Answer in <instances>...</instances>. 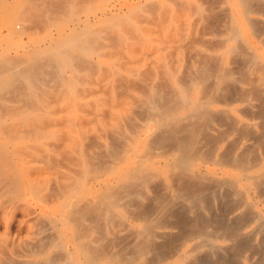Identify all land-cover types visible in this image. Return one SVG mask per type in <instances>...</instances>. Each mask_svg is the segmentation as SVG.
<instances>
[{"label":"bare ground","instance_id":"obj_1","mask_svg":"<svg viewBox=\"0 0 264 264\" xmlns=\"http://www.w3.org/2000/svg\"><path fill=\"white\" fill-rule=\"evenodd\" d=\"M58 1H59V4L57 3ZM58 1H56L57 6L55 5V3H53L52 6H56V7L53 9L54 10L53 12L51 11L52 13L49 11L50 17H48V14H46V13L50 9H49L47 3L52 2L51 0H0V25L3 22H4V24L6 23V25H8L11 23L12 20L16 21V19H21V18H24L27 20V18L32 17L34 15V13L36 14V12L37 13L38 12H40V13L44 12L43 14L42 13L41 14L44 17L47 16L48 23L50 25L51 24L55 25V27H56L55 33H52L53 31H50V32L46 31L48 29L47 27H49L50 25L45 21L46 22V23H44L45 27L43 25H42V27H44V28L40 27L41 29H44L43 31H45L43 34H40L41 31L39 32V30H38V34H35L37 31L35 32L34 30L33 31L35 33H31V30H30V32L28 31L29 33L28 32L26 33L27 35L24 33L26 35V37L28 36V34L31 33L29 35V37H27V38H29L28 41H30V43L28 42L29 44L27 46L20 39H18V37L21 33L27 31V30H25V28H22L24 31L21 29L23 31L21 33L17 32L18 30L17 31L13 30V29L9 30V28H8V32H6L8 34L6 36L0 38V44H2L1 45L2 47L0 49V264H120L118 258L119 259H121V258L119 257V255L115 256L114 254H112L111 250H113V249L110 250V248L112 246L110 247V245H108L109 242H111L110 244H112V240L106 241V239H107L106 238L105 242H107L108 244H106L104 242L101 243V240L105 238V237L104 238H102V237L106 233H108V227L109 226L107 224H109L108 223L109 220H106L107 224L105 223V225H104V224L100 223V219H102L103 216L108 217L109 214H111L113 212L117 213V215H119V216H122V214H123L122 210H124V209L126 210L127 205L129 203H127V201H126V208L122 207L123 209L122 210L120 209V206H121L120 202H122L121 199H123V198H121V194H123L125 191H127V192L131 193V194L128 193V197H129V194L130 195L134 194L135 196H139V195H141L142 191L146 192L147 189L151 186H152L151 189H155L157 186L158 188L160 187L163 190H166L172 186L173 188L171 187V192H173V191L176 192L177 197H178V195L179 196L181 195L182 198H184V196H185L187 198L188 197L192 198V200L194 199V201L196 203L195 207L197 206V208H198V206H200V205L202 206L204 201L206 202L205 198L208 197V195H210L212 193L211 191H209L206 194L205 193L206 188L204 189L200 185V183L202 181H203V183H204V181L206 182V180L204 179V177H205L204 175L208 173L207 172L208 166L206 165V163L205 164L201 163L199 160V159H201L199 157V156H201L200 151H199L200 145H202L203 143H201V141H200V139H198L197 135L202 134L205 137H207V134H208L210 136V134H212L211 131L209 133H206V132L208 131V129L211 128L214 118L218 117L216 114L214 117V113H216L218 111H220L218 113H221L222 109L218 110V107L220 104H218L216 102H218V100H220L224 96H221L220 99L217 96H216L217 97L216 98L215 94H213L214 90L216 92L218 90H219V92L221 90L226 91V90L233 88V86H235V84H238L240 86L242 85L240 91L237 92L238 94L245 96L246 99H247V97L249 98L250 95H253L252 97L255 96V98H254L255 100L257 99L256 98L257 96L260 98V99H257L258 103L256 102V104L258 105L259 101H260V105L262 108H261V111L259 108L258 112H260L259 115H260L262 121L260 120V118L258 120H260V122L264 123V40L260 44H258V43H255L252 45L250 44L249 47H247V49L249 48V51L246 52L247 54L245 53L246 55L244 54V52H241V53H243L242 56L244 55V57L247 59L246 60L244 57L241 56L242 58H244V59H242L243 61L246 60V63H245L246 65H245V67H243V68H245V71H243V72L246 73V71H247L248 73L255 75L254 78L249 77L250 75L247 78H251V79L256 78L255 79L256 84L253 82L254 85L252 87L245 88V86H243V85L250 84L252 82V81L248 82L247 79L243 80L245 77L244 78L242 77V79H240V78L235 79L234 78L235 76L234 77L232 76V74L230 72L232 69H234L232 64L234 65V63H239V61H237V60L240 58L239 57L240 52L238 53L239 56L237 55L236 52H235L236 53V55H235L234 51L238 50V49H236L235 47H232V46H231L232 47L231 48L230 46H227V44H226V46H227L226 51L227 52H230V51L233 52L234 54L230 52V54H232V57H233V55L238 56V57L234 56L235 58H238L237 60H235L234 57H233L234 58L233 61H231V59H228L231 61V62L228 61V63L231 65L229 68L230 70L227 68V70L229 72L226 70L225 67H222L224 69H222V68L217 69V66H216V71H215L214 65L217 63H221L223 60L222 61L217 60V63H214L213 62L214 56H212L213 54L212 55L208 54V55L212 57V62L214 63V65L212 62H210V63H212V65L214 67H212V65L209 63L210 66H208V67H210V68H208L207 67L208 64L205 65L202 62L201 63L203 65L202 68H201V65L200 66L198 65L200 67V69H202V70H200L197 65H196V68L193 70V68L190 69L192 66L189 68V66H188L189 64L188 65L184 64V66L186 68L188 66L189 70L183 67L184 68V69L182 68L183 73H184L185 69H186L185 72H189L190 74L192 73V71L190 72V70L198 71L197 68L200 70V71H198L199 73L195 72L198 75H195L193 72L192 73L193 75L190 76V74L187 73V75L189 74L188 76H190L191 78H189L184 73L183 76L184 77L187 76V77H185L186 80L189 78L187 81L183 78V79H181V82H179L177 79L180 80V78H181L180 76H182V73H181L182 70L180 71V73H181V74H179L180 76L177 75V78H176L173 74L178 71L177 70L178 68L176 69V67L169 65L170 68H169V66H168V68L170 70L172 67H173V70L175 69L174 71L173 70L171 71L172 74L170 77V81L172 84V92L171 91H169V92H171L170 93L171 95L169 94L170 96L167 97L168 95L163 93V96L161 94H159L157 96V95H154V92L158 90L157 93L155 92L156 94H158L160 87L162 88V86L158 87L159 89L157 87L154 89L152 88L151 92H149V90L147 91L146 89H145L146 91L143 90L145 88V85L143 82L145 81V84L146 83L149 84L151 81L149 79L153 76V74L151 75V73L152 72L154 73V71H151L149 68L151 66H147L148 64L146 65L149 68L148 71H147L148 68L145 69L146 67L142 68V70L139 67H137L138 71L141 70L142 73L144 72L143 69L146 70L148 73L151 71L149 73L151 77L148 75V73L146 71L144 72L146 75L142 74V76H140L141 72L138 73L137 71H135V72L133 71V70H137L135 68L137 65L131 69L130 67H132L133 65L131 63H128V64H131L132 66H127L128 64L125 63L126 59H127L126 61L129 62L128 58L125 57L127 54H129L128 56L131 58V56H130L131 50L128 53H127L128 50H126L127 54H125V52L123 53V56L125 55L124 56L125 59L122 58L124 60V62L122 59H120L122 57V55L119 57L117 56L120 61L122 60L121 63L122 62L125 63L123 65L120 63V61H118L117 58H116L117 60H114L115 58L114 59L105 58L104 50H106V48L103 49L104 46L101 47L100 45L97 44V41L99 40V38L101 36H103L102 39L108 38L109 35L106 37L107 33L106 34L103 33L104 31H111L110 32L111 35L115 32L113 35L116 34V38L118 36L117 32H116L117 29H120L122 27H124V28L126 27L125 31H127L128 28H130L129 26L132 25V23H130L131 25H129L128 23L133 22L130 20V18L133 14H134L133 18H134V16L135 17L138 16V20L142 18V17H139V15H137L135 13L137 8L141 7V6L140 7H138V6L142 2L145 3L146 1L147 2L150 1V3L156 4V0L152 1V2H151V0H95L96 2L94 0H72V1L71 0H64V1H61V3H60V0H58ZM171 1L173 3L176 0H171ZM171 1H170V3H171ZM177 1H179V0H177ZM224 1L231 3V2H229V0H224ZM231 1L236 6L238 13L235 16L231 17V15H230L231 12L229 11L230 13L226 14V15H228V16L230 15L231 19L228 18V19H230V22L228 20H226L227 22L225 21V23L222 21L224 24L221 23L223 25H226L229 22L228 29H227V26H225V27L222 26V27H224V31H222L220 29H218V30H219V33L221 31L222 34L223 33L225 35L228 34L227 36H229L227 39V37L225 38L223 35L222 39L229 40L231 38H236V39H234L235 44H236L237 43V37L239 38V41H240L239 36L242 33L240 22L245 23V25H248V27L251 26L250 24L252 23V21L250 19L249 14L255 8V7L253 8V5H252L253 2H255V1L254 0H253V2H252V0H231ZM184 2L187 5H189L188 4L189 2L191 4V1L187 2V0L182 1L181 3H184ZM202 2H203V0L200 1L199 3H202ZM216 2H219V1H216ZM227 2L223 6H224V8L225 7L227 8V6H228V9H229L230 4L228 5ZM150 3H149V5H150ZM174 3L176 5L177 2H174ZM42 4L47 5V6L44 5L45 7H47V9H46L47 11L44 8H41L44 11H40L41 9H39V11H37L38 7H43V6H41ZM178 4L180 6V1H179V3H177V5ZM186 4H184V5H186ZM204 4L205 3H202V5H204ZM226 4H227V6H226ZM256 4H254V6H257ZM263 4H264V2H263ZM146 5H147V7H146V11L144 10L145 12H151L152 10L156 9L151 5L150 6L148 4H146ZM162 5H164V6L166 5V8H167V4H162ZM177 5H176V9L178 8ZM194 5H193V8L195 7ZM200 5L201 4H199V7H200ZM202 5H201V7L205 8V9H208L210 7V5H208L209 6L208 8L206 7L207 6L206 4L204 5L205 7ZM213 5L219 7V5H217V3L212 4V6ZM258 5L260 8H261V6H264V5H261L260 1H259ZM52 6L50 7L51 10H52ZM168 6H169V4H168ZM215 6L212 7L211 9H217V7L215 8ZM148 7H152L151 8L152 10L148 9ZM159 7L161 8V6H157V9ZM173 7H175V6H173ZM141 8H143V7H141ZM183 8L185 10V6H182V11L185 12L186 10L184 11ZM147 9H148V11H147ZM168 9L171 10L170 8H168ZM178 9H181V8H178ZM186 9L188 11H189V9L192 10L191 6L190 7L186 6ZM195 9H198V8H195ZM81 10H82V13L83 12L85 13V15L82 17L78 16V14L80 13L79 11H81ZM159 10H161V9H159ZM219 10H221V9H219ZM260 10H262V12L261 11L260 12L263 13V8H261ZM139 11L141 13L142 9ZM188 11H186V12H188ZM202 11L203 10L201 9L200 12H202ZM211 11L212 10H210V11L205 10L204 14L206 15V12H208L209 17H210V15H211L210 13H213ZM221 11H220V13H222ZM223 11H225V10H223ZM254 11H257V10H253V12ZM145 12H142V13H145ZM160 12L163 13V10H161ZM166 12H168V11H166ZM171 12L169 11L168 13H171ZM217 12H216V14L218 17V14H220V13H217ZM40 13H39V17L36 15L39 19L41 17ZM155 13H156V11H155ZM161 13H159L160 14L159 16L162 17ZM191 13H192V11H191ZM197 14H196L197 17H200L199 12ZM146 15H147V13H146ZM203 15H201V16L203 17ZM213 15H214V13H213ZM220 15H223V14H220ZM149 16H152V15L149 14ZM153 16H154V14H153ZM44 17H41V19ZM167 17H169V19H170L169 15H167ZM197 17H193L192 24L190 25V26H192V28L194 30H195V26L193 24H195V23H193V22H195L194 20ZM202 17H201V19L203 20L204 17L203 18ZM223 17L226 18L225 16H223ZM143 18H145V17L143 16ZM143 18H142V20H143ZM173 18H171L170 21L172 23H175L176 21H174ZM212 18H213V16H212ZM220 18L222 19L221 16H220ZM41 19H40V21H41ZM44 19H46V17ZM153 19H154V17H153ZM157 19L158 18H157V14H156L155 21ZM183 19H180V20H183ZM199 19L200 18H198V20ZM214 19H215V17H214ZM28 20H27V22H29V25L34 22V21H32L33 20L32 18L30 20L31 23ZM149 20H152V19L149 18ZM160 20H162V19H160ZM184 20L181 21L180 23H183ZM208 20H210V19H208ZM208 20L204 19V21H202V22H204L205 24L206 23L211 24L210 23L211 20H210V22ZM223 20H225V19H223ZM17 21H19V20H17ZM20 21L23 22L24 20H20ZM37 21H38V19H37ZM37 21L34 22V24L36 23L35 26H37V24L39 23V21H38V23H37ZM144 21L146 22V19L143 20V23H144ZM155 21H154V23H155ZM215 21L218 22V20H215ZM220 21L221 20H219V22L217 23L218 25H219ZM171 22H170L169 26L174 27V25H171L172 24ZM186 22H188V21L186 20L184 22L185 23L184 25L179 24V23H178L179 25L177 23L176 24L181 29V28H183L182 26H184V27H185V25L187 26ZM196 22H197V19H196ZM259 22H261V21H258V25L262 26V24H259ZM23 23H25V22H23ZM147 23L148 22H146L144 24H146V26H147ZM160 23H161V25H160L161 27H162L163 23H164V25L162 28L158 25L160 27V28H157L158 31L160 29L162 30L165 27H166L165 29H168V26H165V25H167L165 20L160 21ZM253 23H255V22H253ZM262 23H264V21H262ZM4 24H3V26H4ZM46 24H48L49 26ZM136 24H135V22H133V26H136ZM199 24H201V21ZM205 24H203L204 26L202 25L203 31L206 27H208L207 24L205 27ZM214 24H216V23H213L212 26H210V25L209 26L214 27ZM217 24L215 26H217ZM52 25H51V27H53ZM126 25L128 26V28ZM35 26H33V24H31V28H33ZM39 26H41V24H39L37 26V28H39ZM138 26L139 25L137 24V27ZM200 26H198V32L200 30L199 33L202 34L203 31H201ZM254 26L256 27L255 24H254ZM254 26H252L250 28L253 29ZM29 27L30 26H28V28H27V26H26L27 29H29ZM137 27L135 29L141 28V26L139 28H137ZM172 27H171V29H173ZM175 27H176V25H175ZM178 27H176L177 28L176 31H178ZM199 27H200V29H199ZM187 28H189V27L187 26ZM225 28H226V30H225ZM259 28L260 27L258 26L255 29H259ZM130 29L133 30L132 28H130ZM141 29H143V28H141ZM155 29L156 28H153L150 30V28H148L147 30H150V32L154 30L153 31L155 33L154 38L158 39L157 37H155L158 35L156 33L158 31ZM171 29H168V30H171ZM221 29H223V28H221ZM131 30H129V31H131ZM161 30L159 32L163 33L162 31H164V30H162V31ZM218 30H216V28H214L212 30L214 32V34H216V36L218 35L217 34ZM259 30H257V31H259ZM261 30H262L261 32H263L264 28L262 27ZM134 31L135 30H133V32L132 31L131 32L135 33V34L137 32H139L138 30H136L137 32L136 31L134 32ZM181 31H183V35L186 33V31L184 32V30H182V29H181ZM225 31H227V32H225ZM122 32H124V30H122ZM122 32H121V35H122ZM143 32H145V31L143 30ZM173 32H174V30H173ZM175 32L173 34H175ZM189 32H191V31H189ZM209 32L210 31H207L205 33H209ZM215 32H217V33H215ZM147 33L145 34L146 36H147ZM152 33L151 34L149 33L148 36H151ZM166 33L163 35H166ZM171 33H172V30H171ZM178 33H179V31L176 34H178ZM252 33H254V32H252ZM13 34H16L17 38H14ZM191 34H192V32H191ZM137 35L141 36V35H143V33L142 32L140 34L137 33ZM175 35H172V36L174 37ZM192 35L194 36V34H192ZM0 36H3V35H0ZM123 36H124V34L122 35V37ZM127 36L128 35H126V37L124 36V38H128ZM144 36H141V39ZM152 36H151V38H152ZM159 36H160V34H159ZM161 36H162V34H161ZM178 36L179 35L176 36V39H180L181 38L180 36H182V35L180 34V36H179L180 38ZM202 36H203V34H202ZM216 36L210 37V39L212 38L211 41H213V38H215L214 40H216V38L218 37V36L217 37ZM130 37L132 38V35ZM130 37H129V39H131ZM249 37H251V36H249ZM27 38H26V40H27ZM114 38L115 37H113V39H112L109 36V38H108V40H110L109 45H111V40L114 41ZM116 38H115V40H116ZM136 38H138V36ZM148 38L150 39V37H147L146 43H149L151 41V39L149 40ZM161 38L162 39H160V40H162L163 42L160 40L159 41L164 44V40H163L164 36ZM208 38H209V36H208ZM132 39H134V42H135V36ZM145 39L146 38H144L143 40H145ZM183 39L184 38L181 39L182 43L185 42V39H184V41H183ZM186 39H188V38H186ZM204 39L202 40V42H204ZM108 40H106V41H108ZM148 40H149V42H148ZM217 40L219 42H221L220 38H217ZM226 40H222V41H226ZM100 41H101V39H100ZM106 41H105V43H106ZM132 41H130V42H132ZM139 41L141 42L142 40H140V38H139ZM159 41H158V43H159ZM174 41H176V40H174ZM218 41L217 42L215 41L214 43L217 44ZM24 42H25V40H24ZM116 42H117V40H116ZM118 42H120V41H118ZM134 42H132V43H134ZM172 42H173V40H172ZM191 42H193V44H194V41H191ZM199 42H200V40H199ZM242 42L243 41L239 42L240 44H238L237 47L245 44L244 42H243L244 44H241ZM95 43L98 45V47ZM113 43H115V42H113ZM124 43L126 44V42H124ZM124 43L122 42V45L120 46V48H122L121 51L123 49H127V48H123L125 46ZM128 43H129V41H128ZM152 43H153V41H152ZM222 43L223 42L218 43V45H220ZM100 44H101V42H100ZM106 44H108V42ZM116 44H114V45H116ZM119 44H121V43H119ZM140 44L142 46V43H140ZM163 44L159 43L158 47L161 46V48H162V46H163V48L165 49V47H167V46H165ZM179 44H180V42L178 43V46H179ZM206 44H208V42ZM130 45L129 46L132 47V50L134 49L133 46L134 47H135V45L137 46V44H133V45L130 44ZM155 45H156V43H155ZM155 45L153 46V44H151L150 46H153V47H149V48H151V51H156L159 53L160 51L157 50L158 47H155ZM188 45H190L189 42H188ZM174 46H175V48L172 45L174 50L179 48V47H176L177 46L176 44ZM185 46H187V42L184 45L183 50L185 49ZM224 46H225V44H224ZM116 47L119 48L118 45H116ZM180 47H183V45H181ZM189 47H192V46L190 45ZM189 47H186V49H188ZM194 47H195V44H194ZM214 47L215 46L213 44V48ZM217 47L219 48V46L216 45V47H215L218 50ZM138 48L140 49L139 45H138ZM138 48L136 47L137 50H138ZM145 48H146V46H145ZM149 48H146V49H149ZM207 48H209V47H207ZM213 48L211 51H214ZM222 48L224 49V47H222ZM233 48H235V50ZM11 49H15V51L16 52L18 51V52L11 54L10 53ZM186 49L184 50V53H186V55H188L187 53L191 52L190 50H192V49H189V51L187 50L188 52L186 51ZM216 49H215V52H216ZM240 49L244 50V47L243 48L241 47ZM195 50H198V49L195 48ZM199 50H201V49H199ZM115 51H116V53H118L117 49ZM115 51H113V52L115 53ZM105 52H107V50ZM122 52H121V54H122ZM143 52H146V51H142V53ZM193 52H194V54H192V56L195 55L196 51L193 50ZM198 52L200 53V51H198ZM110 53H111V55L113 54L112 52H110ZM149 53H147V55H149ZM167 54H169V53H167ZM201 54H203V56L205 55L203 52H201L200 55ZM141 55L143 56V54H141ZM141 55L140 56L133 55V56H137V58L141 57L143 59V57ZM159 55H161V54H159ZM208 55L206 54L205 56L209 57ZM221 55H223V53H221ZM247 55H248V57H247ZM203 56H202V58L205 57V56L204 57ZM172 57H173V55H172ZM185 57H188L187 61L190 58L189 56H185ZM211 57H209V60H211L210 59ZM77 58L80 60L79 62H76V64L77 63L79 64V65L77 64L78 66L75 64V61ZM130 58H129L130 61L135 60V59L137 60V58H135V57H132L131 59ZM141 58H138V59L141 60ZM161 58H163V57H161ZM173 58H175V57H173ZM149 59H150V57H149ZM156 59H158V58H156ZM170 59L171 58H168V60H167L168 63H169ZM197 59H199V56L196 58V60ZM207 59L208 58H206V60L204 62H206ZM216 59H217V56H216ZM218 59L220 60L223 58L219 57ZM174 60L175 59L170 60L171 63ZM234 60H235V62H234ZM239 60H241V59H239ZM81 61L83 64L86 62V64L88 65L87 66L86 64H84L88 68L87 67L85 68V66L83 67L84 69H87V71H88V69H91L94 67L97 69L101 68L100 69L101 71H98L99 73L96 71L99 74L98 75L96 73L98 75V78H100V79L104 76L101 74H103V73L105 74L106 71L112 72V73L113 72L117 73V72H120V70L123 71L122 69H125V71H127L128 74L131 72L133 74L136 73V76H135L136 78L134 77V79H138L139 76L141 78L143 77L142 80H144V81L141 83L143 86L141 84H138V83L133 84V82L138 81V80H134L133 78H130L131 82H130V85L128 86V85H125L127 82H129L127 80L126 73H125L126 79L123 78V76H124L123 74L121 77H120V75L118 76L117 74H115L116 76H118V79H117V77L112 75L114 79L116 78L115 79L116 82H115L112 79V77H110L111 73L107 74V72H106V75H108L111 79H108L109 77H107L105 75L109 81L105 83V81L103 80L104 81L103 83L106 84L105 85L106 87H108V86L111 87L114 84L113 82H115V85H117L118 80H119V82L121 81L120 82L121 84H123L122 80L124 79V80H127V82L125 81L126 83L124 82V85L128 86L129 91H130L129 87L130 86L132 87V84H133V86L138 84L137 86L140 88L139 89L140 91L138 90V88H134L135 92L136 91H139L140 93H142V91L143 92L145 91L146 93L148 92L147 94L144 93L145 95H143L144 96L143 99L141 97L137 98L138 97L137 96L134 98L135 99L134 100L131 97L133 99V102L136 101V98L139 99V101H141V102L143 101L145 106H143L144 104H142L139 101H137V103L139 102L140 104H142L140 106H143L144 109L147 107L146 108L147 111L145 110V112H144V109L142 107L138 106V104H136L138 107L141 108V110L143 109V111H142L143 113H145V114L147 113L145 115V117H143L144 119L141 117L142 118V121H141V118L139 119L136 117V120H135V118H133V116H132V118L135 121H137V119H139L141 122L138 120L139 121L138 123L137 122L134 123L132 121L133 120L132 118H131V120H129V115H127L126 110L121 108L120 105H118L115 101L116 99L118 100V98L115 99V96H117V95L119 96V92L118 93L116 92L117 95L113 93L115 91L111 92V94L112 93L114 94L113 99H115V100H113L111 98L112 101L109 102L110 99H107L109 101H107L106 105L104 104V106H103L102 105L103 103L102 102L100 103V101H101L100 97H102V96L99 95L100 96L99 97L100 100H98L99 104H98V102H96V100L98 98H96L95 101L93 100L96 103L95 104L92 101V99L88 97L89 100L91 99V101L93 102V104H92L93 107L92 106L89 107V109L91 108L89 111L87 109L88 113L86 110H85L86 112L83 110L85 107L84 108L82 107V109H81L80 108L81 104L84 102L81 100L83 99L84 95L78 96V98L82 97L81 100L79 98L80 103H78V100H76L77 97L74 95V92L76 91L75 88L76 89L78 88L77 87L78 85L76 86V84L78 82L77 81V79H78L77 74L79 73L77 67L80 68V66L82 65V64L80 65ZM148 61H149V63L154 62V61L152 62L150 60H148ZM148 61H147V63H148ZM187 61H186V63H187ZM188 62H190V61H188ZM193 62H194V60H193ZM208 62L209 61H207V63ZM163 63L161 64L158 62L159 65L158 64L157 65L159 67L161 65L164 67ZM240 64L241 63H239V65ZM155 66H156V64H155ZM240 66H243V65L241 64ZM102 67H105V69L102 70ZM128 67L132 71H130V69ZM159 67H157L158 69L157 68L156 69L160 70L161 68H159ZM211 67L214 69L212 70ZM220 67H218V68H220ZM231 67H232V69H231ZM237 67H239V66H237ZM237 67H235L237 69V71L236 70L235 71L241 72L240 68L238 69ZM49 68H51L52 70L56 69V72H54V71H53L54 73L48 72ZM127 69H129L130 72H128ZM151 69H152V67H151ZM152 70H154V69H152ZM165 70L161 69L159 71V73L157 72L158 78H159V76L162 75L161 73L164 72ZM64 71L65 72L67 71L69 74H65ZM91 71L93 73V71H95V70L92 69ZM102 71H105V72H102ZM83 72L85 73L86 70H83ZM94 73H93V76L90 75L91 78L96 77V74H94ZM121 73H124V72H120L118 74H121ZM133 74H132V76H133ZM137 74H138V77H137ZM164 74L166 75V73H163V75ZM80 75L78 76L79 81L82 78L81 77L82 75H83V78H86L87 76H89L87 74H85V75L82 74L81 76ZM241 75H243V73ZM84 76H86V77H84ZM128 76L130 77V74ZM145 76H146V80H148L149 82L148 81L146 82ZM193 76H195V77H193ZM236 76L239 77L240 75H236ZM147 77H150V78H147ZM153 77H152V79H153ZM50 78L51 79L53 78V80L56 79L54 83L58 82L61 86V87L58 86L60 88V91L61 92L63 91V94L61 93V95L59 93H58V95L56 93V96L53 95V99H54V97H57V96L59 97V98L57 97L59 100L61 99L60 101H58V99L55 98V100H57L58 103H47V102H45L46 99L50 98V97H48V94L53 92V90H51V89H53V87L54 86L56 87V85H57V83L54 86H53V83H49L52 86H48V84H47V86L49 87L48 88L46 86V82L49 81ZM103 78H105V77H103ZM141 78H139V80ZM158 78H156V79H158ZM162 78H164V77L161 76L160 79H162ZM95 79H94V82H95ZM165 79L168 82L167 78H165ZM165 79H162V81L163 80L165 81ZM111 80L113 81L112 85L109 84V82H111ZM182 80H184V81L182 82ZM209 80H212L211 81L212 85H209L211 87V88L210 87L209 88L212 89V92H210V94L208 95V93L205 94L203 92L205 90L203 87L205 86V84H208V82L210 83ZM159 81H157V83ZM162 81H160L161 84H159L160 83L159 82L158 85H157V83L155 85L159 86V85H163L162 83H164V84L166 83V81L165 82H162ZM138 82L140 83V81H138ZM201 82L204 84V85H201L203 91H201V89H198V85ZM101 83H102V81H101ZM101 83H100V87L102 86ZM121 84H119V85H121ZM119 85H118V87H119ZM150 85H152L151 87L155 86L154 84H151V83H150ZM150 85H148V86H150ZM97 86H99V85L95 84L94 88H97ZM105 86H102V87H105ZM121 86H123V85H121ZM137 86H134V87H137ZM141 86L144 88L142 89ZM164 86H166V84L163 85V88L166 89V91L164 90L166 93L168 92V90H171L170 89L171 87H167L168 85L166 86L167 88ZM221 87L223 89H220ZM242 87H244V88L242 89ZM101 89H103V88H101ZM101 89L99 88V91H101ZM110 89H109V91H110ZM114 89L115 88L112 87V90H114ZM97 90L98 89H96V91ZM104 90H105V88H104ZM197 90H199V92L201 91V93H204L205 97L203 96L204 94H201L203 96V97L201 96L202 98L198 97L200 95H198V96L196 95ZM57 91H58V89H57ZM124 91L125 90L121 91V93ZM127 91L124 92V95H122V96L120 93V96L123 97V98H121L122 101L124 100V96L126 94H128ZM55 92H56V89H55L54 93ZM92 92L94 93V90ZM104 92L102 91L100 93L102 94ZM108 92H107V94L110 93V92L109 93ZM133 92H134V90H133ZM139 92H137V93H139ZM199 92H197V93L199 94ZM76 93H77V91H76ZM93 93L91 94L92 96H93ZM221 93H223V92L221 91ZM226 93H227V91H226ZM232 93H234V92L232 91ZM131 94H134V93H131ZM89 95H90V93H89ZM128 95L125 96V99L127 98ZM140 95L142 96V94H140ZM232 95L234 96L235 94H232ZM97 96H98V94H97ZM164 96H166V97H164ZM110 97H112V96H110ZM235 98H236V100L239 99V97L238 98L235 97ZM227 99H228V96H226V100ZM62 100L66 101V103L65 102L63 103ZM74 101H76V102H74ZM91 101L88 102L89 105L91 104ZM114 101H115V103H114ZM228 101L229 102L224 101L225 103L221 101V103L225 104V105H228V104L230 105L231 101L230 100H228ZM239 101H241V100H239ZM48 102H49V100H48ZM85 103L86 102H84L82 105H85ZM246 104L250 107L252 105V103H246ZM136 105H134L133 108H136L137 107ZM87 107H88V105H87ZM243 107H241V108H243ZM130 108L132 109V107H130ZM137 108L135 110H131V112L136 111ZM140 108H139V110H140ZM241 108L239 109V111L241 110ZM238 109H236V110H238ZM251 109H253V108H251ZM216 110H218V111H216ZM252 111L253 110H251V112H249V114L247 112V114L249 116H252V114H253ZM136 112H138V111H136ZM142 112L140 111L141 114H142ZM241 112H242V110H241ZM141 114H139V115H141ZM242 114H244V113H242ZM230 115H232V114H229L227 116H230ZM134 116H138V115H134ZM223 116L224 115H222V117ZM254 116L257 119L255 113H254ZM257 116H258V114H257ZM223 118H225V117H223ZM218 119L221 120L219 117H218ZM218 119L215 118L216 121ZM225 119H226V125H227V123L229 121L227 120V118H225ZM245 119H246V117H245ZM187 120L189 121V123L191 122L188 125L185 124V122ZM219 120H218V122H219ZM248 120H249V118H248ZM236 121H238V120H236ZM182 122H184L183 125H181ZM233 122H234V120H233ZM222 123L225 124V120H224V122L221 120V122L218 124H222ZM231 123H228L227 126H229V124H230V126H229V127H231L230 129H233L234 126ZM256 123L257 122H255V123L254 122H252V123L248 122V123H246V125L244 123L243 124H244V126L248 125V127L254 128V127H257ZM223 124H222V126H224ZM241 124H239V125L237 124V125L240 126ZM227 126L223 127V129H225ZM238 126L236 127L237 129L234 127L236 129V131L238 130V128L239 129L242 128V131L246 132L245 131L246 128L244 126H243L244 129L241 126L240 127H238ZM213 127H215V126H213ZM156 129L160 130V134L157 132L159 135L156 133L158 137L156 138V140H154V138H153V142H152L151 139H149V137L151 135H154L152 133ZM235 129H233V130H235ZM226 130H227V128H226ZM248 130H249V132H251V131L254 132V130H252V129H251V131H250V129H248ZM156 131H158V130H156ZM215 131H216V133L220 132V130H215ZM259 131H260V133H264L260 129H259ZM223 132L225 133V131H223ZM237 132H239V131H237ZM237 132H235L234 134H236ZM253 132H251L250 135L251 134L254 135L255 132L254 133ZM205 133H206V135H205ZM228 133H227V135H228ZM230 133H232V130ZM244 134H246V133H244ZM258 134H259V132L256 133V135H258ZM221 136H223V135H221ZM230 136H232V135H230ZM151 137H154V136H151ZM218 137H219V134H218L217 138L215 135V141H216V139H219ZM262 138L264 139V136ZM202 139H205V138L202 137ZM221 139L224 140L223 137H220V141H221ZM207 140H208L207 143L212 142V139L207 138ZM237 140H238V138L236 140L230 139V140H228L229 143L226 140V144L227 143L230 144V147L233 149L234 147H237L235 145H238ZM213 142H212V144H213ZM217 142H219V140H217ZM255 143H257V140H255ZM214 144H215V142H214ZM246 144H245V146H246ZM209 146H210V144H209ZM211 146H210V148H213V146L212 147ZM224 146H225V144H224ZM254 146H251V147L255 148ZM258 146L259 145L256 144V148ZM260 146H261V143H260ZM205 147H206V144H205ZM215 147H214V151L216 149ZM261 147H264V146L262 145ZM256 148H255V151H256ZM206 149H207V147H206ZM226 149L227 148L224 147L223 151L225 152ZM263 149H261V150H263ZM241 150H242V147H241ZM209 151H212V150H209ZM209 151H208V154L211 153ZM227 151H228V149L226 150V154L223 152L222 157H221V153L219 151L218 154H220L219 155L220 157L217 158L215 156L216 160H219L220 162L219 161L218 162L220 164H221V162L222 163L227 162L228 165L234 164L235 167L238 166L239 169L240 168L242 169L241 173H238V172L235 174L233 173L234 175L232 177H230V179H228L230 184H232V186L230 185L231 187H234L233 185L240 184V183H241V186H243L242 185L244 183L243 181H245L247 184L245 186L248 187V188L246 187L247 189H249V187H251L252 185H257L256 188L254 187L257 190L258 185L261 186V184H264V163L258 164L257 166L252 168V170H249L250 168H247V166L253 165V164H249V163L246 164L247 162H250V160L247 161L245 156H244V155L247 156L248 152L246 154L245 153L246 151L243 150L245 154L242 155L239 153L237 154L236 152L233 153L231 150H229L228 152ZM250 151H251V149H250ZM261 152H263V151H261ZM201 153L202 154L204 153L205 155H207L206 151L205 152L202 151ZM255 153H257V151ZM255 153H254V155H255ZM204 154L202 155L203 157H205ZM252 154H250V155L253 156ZM262 156L264 157V155H262ZM207 157L208 156H206V158ZM211 158H213V157L211 156ZM253 159L255 160V158H253ZM253 159H251V160H253ZM211 160H209V161H211ZM205 161H208V160H204V162ZM202 162H203V160H202ZM214 163H217V161ZM244 165L246 167H244ZM226 171L228 172V170H226ZM214 176L210 175V178L211 177L215 178ZM227 177H228V175H227ZM226 179L227 178H225V180L222 178H221V180L219 179V183L223 184L224 185V186L222 185L223 187H226L225 186L226 185L225 181H227ZM210 180H214V179H210ZM222 180H224V181H222ZM207 181H209V177H208ZM213 182L215 183V180ZM206 183H209V182H206ZM206 183H204L205 187H206ZM216 185L218 187H220L218 184H216ZM216 185H214V188H215L214 189L213 184H212V187H209L207 184L209 190H212L211 188H213V191L215 190L214 192H216V193H214V194H218L216 191V187H215ZM153 186H155V187H153ZM227 186H228V184H227ZM262 186L264 187V185H262ZM235 187H236V185H235ZM252 188L253 187H251V190H252ZM228 189L229 190H227V188H226L227 192H229V191L231 192V193L229 192V195H230V197H232L231 194H233L234 191H231V190H235V188L234 189L231 188V190H230V188L228 187ZM236 190H238V189H236ZM242 190L243 189L240 190L241 193H239V194H242ZM261 190H262V188H261ZM263 190H262V192H263ZM207 191H208V189H207ZM246 191H249V190H246ZM257 191L261 192V191H259V189ZM145 192H143L144 197L148 196L146 194H149V193H145ZM222 192H224V191H222ZM238 192H239V190H238ZM152 193H154V192H152ZM155 193L158 194V191ZM234 193H237V192L235 191ZM157 194H156V196H154V194H153V197H157ZM164 194H166L167 197H172V195H173V193H169L168 194L169 196H168L167 192H165V193L163 192L162 195H164ZM263 194H264V192H263ZM150 196L151 195H149V197H146V198L150 199L151 198ZM158 196H159L158 198L161 197V195H158ZM213 196H215V195H213ZM237 196H238V193H237L236 197L234 198V202L238 204L239 202H236V200L238 199V201H239L240 197L237 198ZM218 197H219V194H218ZM222 197H223V195H222ZM158 198H155V199L158 200L157 202L159 204L160 200ZM163 198H162V200H163ZM179 198L180 197H178V199ZM188 199H186V200H188ZM206 199H208V198H206ZM213 199L214 198H212L211 201H213ZM232 199L233 198H230L229 200L231 201ZM169 200L171 201V203L173 202L172 204H174V202H176V201H174V199H172L173 201L171 199H169ZM209 200H210V198L207 201H209ZM243 200L245 201L244 198H243ZM129 201H131V200L129 199ZM148 201H150V200H148ZM157 202H155L154 204H156ZM165 202L167 203V201H165ZM165 202H164V205H167V206H168V204L171 205V203L166 204ZM240 202L243 203L242 200ZM131 203H132V201H131ZM152 203H150V204H152ZM177 203H179V202H177ZM183 204H185V203H183ZM188 204H189V206L184 207V208L189 209L191 204H190V202ZM232 204H233V202H232ZM232 204H231V207L236 205V204L235 205L233 204V206H232ZM244 204L248 205V207L246 205H244V206H246L249 209L250 204H248V203H244ZM136 205H138V209H143V208H140V206L144 207L143 205H141L138 202H136ZM136 205H135V202H134V204H132L133 207H135ZM159 205H161V204H159ZM212 205L214 206V204H212ZM212 205H210V206H212ZM238 205L240 206V204H238ZM146 206L147 205L145 204V208L143 210H140L141 212L136 210L138 212L137 215H139V217H138V219L136 218L137 223L135 225L136 229L134 232V234L136 233L137 235L141 236L140 240L143 241L142 239H144L143 242H145V243L140 241L142 243V244H140V242H138L139 247H141L142 249H140V248H138L139 250L136 249L138 247L137 246L138 245L137 244L138 239L136 237L132 236L133 238L136 239V240L135 239L134 240L136 241L137 245H135V241L132 238H131L132 240H129L130 242L128 240L124 239L126 241H125V246L123 245V247L124 248L126 247V249H129L127 247L126 242L129 244V243H133V241H134L133 246L134 245L135 246L133 247L132 251L136 252V250H137V252H139L140 250H143L142 245L143 246L145 245L146 249H147L148 248L147 245H150L149 244L150 241L153 242L152 240L156 239V238L153 239L152 237H154L155 235H158V234L159 235L161 234L162 236H163V234H165V233H163L164 231H162V230L158 231L157 230V228L160 226V223L163 222V220L160 222L159 219H157L155 217L156 215L155 216L152 215L153 218L150 215L151 218H149L150 216H149V214L147 215L148 209H146ZM153 206H155V205L152 204V207ZM228 206H229V204H228ZM250 206H253V205L251 204ZM169 207L172 208L171 206H169ZM169 207H167V208H169ZM176 207H178V205ZM130 208H127V210L130 211ZM155 208H157V206ZM190 208H192V206ZM203 208H204V206H203ZM236 208H237V206L234 207V210ZM172 209H175V208L173 207ZM199 209L196 210V211H199V213H195V214H200V212H202ZM246 209H245V212L248 211V209L247 210ZM250 209L252 210V213H253L254 212L253 208H250ZM153 210H155V209H153ZM189 210H191L193 212V209H189ZM216 210H219V209H216ZM232 210H233V208H232ZM243 210H244V208H243ZM175 211H177V209H175ZM179 211H181V210H179ZM186 211L189 212L188 210H186ZM194 211H195V208H194ZM215 211L213 214H215ZM229 211H231V209ZM125 212L128 214L127 211H125ZM162 212H163V210H162ZM178 212H174V214L178 213ZM249 212H251V211H249ZM256 212H254V214H256ZM169 213H170V211H169ZM171 213L173 215V212H171ZM192 214L194 215V213H192ZM207 214L210 215L209 213H207ZM218 214L221 217V215L223 213L220 214L218 212L216 215H218ZM242 214L244 215V213H242ZM123 215L126 216V214H123ZM180 215L181 214H179V215L176 214L174 216L175 221L179 224H184V223H186V225L189 224V223H187L186 218L183 215H181V216ZM201 215H202V213H201ZM223 215H225L224 216L225 218L223 217V220L227 221L228 218L226 219V214L224 213ZM258 216H260V215H258ZM157 217L159 218V216H157ZM161 217L163 218V216H161ZM200 217H202V216H200ZM250 217L252 218L253 216L250 215ZM250 217H249V219H251ZM254 217H256V215ZM108 218H110V217H108ZM162 218H160V220ZM164 218H166V217H164ZM168 218H171V217H168ZM194 218H197V216L196 217L194 216ZM206 218H208V217L206 216L205 219ZM217 218H219V217L217 216ZM116 219H118V221L122 220V219L120 220L119 218H117V216H116ZM124 219L122 220V222L124 221ZM131 219H132V217H131ZM205 219L203 220V218H202V220H199V218H198L199 221L204 222L206 227H210V228L214 229L215 227H213L212 225H211L212 227L210 225L207 226L206 223L207 222L209 223L210 220L207 219L208 221L206 220V222H205ZM249 219L247 218L248 222L250 221ZM192 220H193V218H192ZM196 220H195V223L190 222L192 224H190L189 225L190 227H188L189 232H186L189 235H190V233L195 234L198 231L206 229V228H204L205 226L204 227H203V225L201 226L199 224V221H196ZM216 220H218V219H216ZM244 220H246V219H244ZM131 221L133 222V219ZM165 221H167L170 224L171 219H170V221H168V219H165ZM167 222H166V224H167ZM220 222H219V224H220ZM261 222L264 223V221L261 220L257 224L260 223V225H261L262 224ZM102 223H104V222H102ZM216 223L218 224V221ZM224 223H228V221L224 222ZM239 223L240 222H238V225H239ZM221 224H222V222H221ZM228 224H226V225L228 226ZM235 224H237V223H235ZM263 225L264 224H262L261 226H257V225L256 226H257V228L261 227L258 230H260V229L262 230ZM241 226H239V227L237 226V230H239V228ZM176 227H177V225H176ZM133 228L131 227L130 229H133ZM170 228H171V226H170ZM181 228H183V227H180V229ZM186 228H187V226H186ZM230 228H233V227H230ZM241 228H243V227H241ZM257 228H256V230H257ZM178 229H179V227H178ZM252 229L254 230V228H251L250 230L252 231ZM110 231H111V229H110ZM172 231H176V228H175V230H172ZM177 231H176V233H178V234L182 233V234H184V236L186 234L182 230H181L182 232H180V233H179V231L178 232ZM210 231H209L210 234H208L209 232L207 233L206 231H203V232H206L204 235L207 237L202 236V238H207V240H208L209 239L208 235L210 236L211 233L213 234L212 229ZM220 231H221V229H220ZM251 231H250V233H251ZM124 232H123V234H124ZM131 232L132 231H130V233ZM216 232H217V230L215 228V235L216 234L220 235ZM259 232L260 231H258V233ZM262 232H260V234ZM126 233H127V231H126ZM130 233L128 235H133ZM233 233H235V234H233ZM236 233L239 234V232H232L231 235L234 236V235H236ZM246 233H249V231L246 230ZM188 234H186V236ZM252 234H253V232L251 233V235ZM240 235L241 234H239V238H240ZM117 236H114V238H116ZM123 236H125V234ZM179 236L177 235V237H179ZM184 236L183 237L180 236V237L185 242L186 238ZM190 236L193 237L192 234ZM213 236L214 235H212L211 237H213ZM223 236H225V234ZM227 236H229V233ZM245 236H247V235H245ZM245 236L242 237L243 241L245 239L244 238ZM253 236H249V237H253ZM263 236H264V234L262 235V237H261V235L260 236L258 235V238L259 237L264 238ZM175 237H176V235H175ZM191 237H190V240H191ZM232 237H230V238H232ZM236 237L238 238V236H236ZM110 238L108 236L109 240H110ZM121 238H120V240L118 238H116V240H118V242L122 241L123 239L121 240ZM123 238H126V237H123ZM181 238H179V239L181 240ZM188 238H187V240H188ZM248 238L246 240H248ZM260 238H259V240H262ZM169 239H170V241L168 240L167 242H165V240H164V242H163L164 245H166V244L168 245L169 243H173V244L176 243V244H178L177 247L180 248V245L183 244V242H182V244H179L180 242L177 243V242L173 241V238L172 239L169 238ZM219 239H221V238H219ZM227 239L230 240L228 237H227ZM242 239H241V242H242ZM251 239L252 238H250L249 240H251ZM147 240L149 241V243ZM224 240H226V239H224ZM159 241H160V239H159ZM193 242H195V241H193ZM229 242L231 243V240ZM257 242H258V240H257ZM119 243L121 246L122 245L121 242H119ZM195 243L198 245L197 241ZM210 243H211V241H210ZM230 243H227V246ZM238 243H240V242H238ZM260 243L261 242H259V244ZM100 244L101 245L103 244V246L101 247ZM113 244L116 245L117 241H116V243L114 241ZM156 244H157V242H156ZM208 244H209V242H208ZM252 244H253V242H252ZM104 245H108L107 248L105 247V250L109 249L110 254L102 253L101 248H103ZM159 245L160 244H158V250H156L157 248H155L157 245L156 246L154 245V248L156 251H154V254H151V255L154 256L155 253L157 251H159V248L161 249V247H159ZM164 245L162 244L163 247H165ZM234 245H235V243H234ZM200 246H202V245H200ZM214 246H216V245L213 243V245H211L210 247H214ZM123 247H122V250H123V252L125 251L124 253H126V249L124 250ZM129 247L132 249L131 244ZM163 247H162L161 251H164ZM177 247L175 246V248H177ZM217 247H219V245ZM223 247H224V245H223ZM229 247L231 248V251H233V253L235 252L237 254L236 257H238V254L243 255V252L240 253V251L243 249L240 248L239 252H236V248L234 246L231 245ZM232 247H234V248L232 249ZM238 247H240V245ZM250 247H249V249L248 248L246 249L244 247L243 248H244V250H252L253 249L252 252L256 250L255 247H252V249H250ZM154 248H151L150 251H152V249L154 250ZM165 248H167V246ZM225 248H226V246H225ZM254 248H255V250H254ZM118 249H117V251H118ZM170 249H172V247ZM170 249L167 251H170ZM173 249H174V247H173ZM188 249H190V248H188ZM210 249H208V250H210ZM212 249H214V248H212ZM219 249H214V250H215V252L218 253L219 251H217V250H219ZM226 249H229V248H226ZM114 250H116V248ZM206 250L207 249H204V251H206ZM259 250H262V249H257L258 252H259ZM117 251H116V253H117ZM173 251L176 252L175 249ZM257 251H256V253L258 255ZM135 252L130 253V254H134ZM137 252L135 254H137V256H139V253H141V251L139 253H137ZM143 252L144 251H142V253ZM146 252H148V251L146 250L145 254H146ZM200 252H202V251H200ZM211 252H214V251H210L209 253H211ZM215 252L213 253V254H215L214 257H216V255H217ZM263 252H264V250H263ZM124 253H122V254H124ZM128 253H129V251H127L126 254H128ZM150 253H153V251ZM209 253H206V255L207 254L209 255ZM221 253H220V255H222ZM262 253L259 252V255L261 254L262 256L258 255L259 257H262V258H259L258 256L257 257L259 259L263 260L264 259V257H263L264 253L263 254ZM143 254H140V255H143ZM145 254L143 255L144 257H145ZM172 254H174V253H172ZM203 254H198V255L199 256L201 255V257H202ZM251 254H253V253H251ZM254 254H255V252H254ZM149 255H148V257H149ZM206 255L204 254L203 256L206 257ZM208 255H207V257H208ZM117 256H118V258H117ZM249 256H250V254H248V257ZM134 257H136V255ZM190 257L192 258V256H190ZM214 257H212V258H214ZM217 257H220V256L217 255ZM217 257H216V259L214 258L215 261L217 260ZM234 257H235V255L230 259H233ZM129 258L131 260H129ZM129 258L127 256V258H124L125 259L124 261H126V259H127L128 263L130 261L132 262V260H133L132 256H129ZM150 258H152L153 259L152 261H155L154 263H157V264L162 262L163 259H166L165 256H163V257L158 256L157 261L155 260V256H154V258L152 256ZM159 258H161V259L163 258V259L160 260ZM191 258H189L190 261L193 260V258L192 259ZM224 258L225 257H223V259ZM239 258L240 257L235 258V260H237V262H238V261H240V260H238ZM246 258H247V256H246ZM146 259H147V257H145L143 261H145ZM230 259L228 260V262L229 261L231 262ZM147 260H146V262H147ZM159 260H160V262H158ZM152 261L150 259V262H152ZM186 261H188V260H186ZM233 261H234V259H233ZM124 263H126V262H124ZM148 263L149 262H147V264ZM215 263L218 264V262H215ZM235 263H236V261H235ZM261 263L264 264L263 262H261ZM138 264H139V262H138ZM200 264H203V262H200ZM222 264H225V263L222 262ZM233 264H234V262H233Z\"/></svg>","mask_w":264,"mask_h":264},{"label":"rangeland","instance_id":"obj_2","mask_svg":"<svg viewBox=\"0 0 264 264\" xmlns=\"http://www.w3.org/2000/svg\"><path fill=\"white\" fill-rule=\"evenodd\" d=\"M51 1H52V2H48V3H47V5H48V7H49L50 10H48L47 13L45 12L46 14H48V17H50V15H49L50 12H51V11L53 12V11H54L53 9L57 6L56 1H58V0H55V1H54V0H51ZM53 1H54V2H53ZM61 1H64V0H60V3H61ZM71 1H72V0H71ZM94 1H95V0H94ZM152 1H155V0H151V2H152ZM157 1H158L159 3H158ZM162 1H163V2H162ZM170 1H171V0H170ZM170 1H169V0H168V1H167V0H156V4H152V3H150V1H148V2L146 1L145 3L142 2V3H141L142 5L140 4V5L138 6V7L141 6V7H143L144 9L141 8V7H140V8H137V10H136L135 13H136L137 15H139V17H142V18H143V16L145 17V18H143V20L146 19V22H148V23H147V26H146V24H144V23H146L145 21H144V23H143L142 18L138 20V16H137L136 14H135V15H136L137 17L134 16V18H133V15H134V14H133V15L131 16L130 20L133 21V22H135V24L138 22L137 24H138L139 26L137 27V24H136V26H133V22H129L128 24L131 25L130 23H132V25L129 26V27L132 28V29L135 30V31L138 30L139 32L136 31L137 33L140 34V33L142 32L143 35H141V36H144V35L149 31V32L147 33V36L145 35L144 37H142V39H141V36L137 35V33H136V34H135V33H132L133 30H131L130 28H128V26L126 25L127 28H128L127 31H125V28H126V27H125V28L122 27L123 29L120 28L121 30H120V29H117V30H116L117 35H118L117 38L119 37L118 39L116 38V34L113 35L115 32H114L112 35H111V33H110L111 31H104V32H103V33H105V34L107 33V34H106V37H107L108 35H109L110 38H112V39H113V37H115L116 40H117V42H118V41H120V42L117 43L116 40H115V38H114V41L111 40V45H109V44H110V43H109L110 40H108L109 36H108L107 39H106V38H105V39H102L103 36H101V37L99 38V40L97 41V44H98V45H100L101 47L104 46L103 49L106 48L107 52H105L106 50H104V55H105V58H107V59H109V58H110V59H114V58H115L114 60H117L118 57L121 56V55H122V57H121L120 59H122V58H124V56H125V55L123 56V53L125 52V54H127L130 50H131V51H130V52H131V55H130L131 58H132V57L137 58V56H140L141 54H143V56L141 55V56L143 57V59H142L141 57H138V58H141V60L137 58V60H138L139 62H138L135 58H134L135 60L130 61V60H129L130 57L128 56L129 54H127L125 57L128 58V61H129V62H127V61H126L127 59H126V60H125V63H127V64H128V63H131L133 66H132L131 64H128V65L126 64V65H127V66H132V67H130L131 69H132L134 66L137 65V66L135 67L137 70H133V71H134V72L137 71L138 73L141 72L142 68H145V67H146L145 69H147V68H148L147 66H151L152 69H154V70H152L151 67H149L150 70H151V71H154V73H155V74H154L153 72L151 73V75L153 74V76H154V77L152 76L153 79H152V77H151L150 74H149L151 71H150L149 73L147 72V71L149 70V68L147 69V71L143 69V71H144V72L146 71V72L148 73V75L151 77V78H150V77H147V78H150V79H149V80H151L150 83L155 85V84L157 83V81H159V80L162 81V79L167 78L168 82H167L166 79H165V81H166L165 84H166V86L168 85L167 87H171V88H170L171 90H168V89H167V90H168V92H167L168 94L165 92L166 89L163 88V85H165L164 83H162L163 85H159V86H156V85L154 86V85H153L154 87H151L152 85H150V83H149V84H147V83L145 84V81L142 80L143 77H142V78L140 77V76H142V74H145L144 72H143V73L141 72V75L139 76V78H141V79L139 80V78H138V79H134V77L136 76V73H135V74H133L132 72L129 73V74H130V77H129V76H128L129 74L127 73V71H125V69H122L123 71L120 70V72H124V73H121V74H118V73H120V72H117V71H116L117 73H114V72L112 73V72H107V71L105 70V71L107 72V74H108V73H111V74H110V75H111L110 77H112V79H113L115 82H116V80H115L116 78L114 79L112 75H114V76L117 77V79H118V76L120 75V77H121L122 74H123V75H124L123 78H125V73H126V76H127V80L129 81V82H127V80H124V79H123V80H122V83H123V84H121V83H120L121 81L119 82V80H118V83L121 84V85H123V86H121V85H119L118 83H117V85H115V82H113V81L111 80V82H109V84L112 85V82H113V83H114L113 85H114L115 87L112 85L111 87L108 86V87H109V88H108V87L105 86L106 84L103 83L104 81H105V83H106V82L109 81L108 79H111L108 75H106V72H105V71H102V72H105V74H104V73H103V74L100 73V74H101V75H104L103 77H105V78H106V76L109 77V78H108V79H107V78L105 79V78L102 77V78L100 79V78H98V75H99V74H98V73H99L98 71H101V70H100L101 68H100V69H97V68L94 67L95 69H94V68H91V69H88V71H87V69H84L83 67L85 66V68H86L88 65L86 64V62H85L84 64H86L87 66L84 65V64L82 63V61H81L80 65H81V64H82V65L80 66V68L77 67V68H78V72H79L77 75H78V76H79L80 74H81V75H82V74H84V75H85V74L89 75V76H87V77L84 76V77H86V78H83V75H82V76L80 75V76L82 77V78L80 79L81 82L78 80L79 77L77 76V78H78L77 81H78V82H77L76 86L78 85V86H77L78 88H77V89L75 88V90L77 91V93H76V91H75V92H74V95L77 97L76 100H78V103H80V100L82 99V97H81V98L79 97V98H80V100H79L78 96H82V95H84V96H83V99H82L81 101H84V102L87 103V104L85 103V105H82V104L84 103V102H83V103L81 104V107H80L81 109H82V107H83V108L85 107L83 110H84V111H85V110L87 111V109H88V111H89V110L91 109V108L89 109V107L92 106V104H93V102L95 101L96 98H98V99L96 100V102H98V104H99V101H98V100H100V98H101L100 103L102 102V103H103L102 105L104 106V104L106 105V104H107V101H109V100H107V99H110L109 102H111L112 99H113V95H114V94L117 95V93L119 92V96H118V95L115 96V99L118 98V100H117V99H116V100L113 99V100H115L116 103H117L118 105H120L121 108H123L124 110H126L127 115H129V120H131L132 116H133V118H135V120H136V117L139 118V119H140L141 117L143 118V117H145V115L147 114V113L145 114V113L142 112L143 109H144L143 106H145V104L143 103V101L141 102V101H139V99H137V98L141 97V98L143 99V98H144L143 95H145V94L148 93V92H147V93L145 92L146 90H147V91L149 90V92H151V91H152V88L154 89V88H156V87L158 88V87H160V86H162L163 89L160 87V90H159V93H158V94H156V93L158 92V90L156 89V90H157V91H155L156 93L153 91V92H154V95H157V96H158L159 94H161V95L163 96V93H165L166 95H168L167 97H169V96L171 95L170 93L172 92V84H171V81H170V77H171V74H172L171 71L173 70V67H176V69L178 68V69H177V70H178L177 72H175V73L173 72V73H174L173 75H174L176 78H177V75L180 76L179 74H181V73H182V76L184 75V73H185V75H187V73H189V72H185V71H186V69H188V66H189V68L192 66L190 69L193 68V70L196 68V65H197V66H198V65H199V66L201 65V68H202V66H203V65L201 64L202 62H203V64H205V65L208 64L207 67L210 66L209 63L212 62V57L209 56L208 54H210V55L213 54L212 56H214V58H213V62H214V63H217V60H218V61H222V60H223L221 63H217V64H215V65H214V63L212 62L213 65L215 66V71H216V66H217V69H221L222 67H225L226 70H227V68L229 69L231 65L228 63V61H230V60H228V59H231V61H233V59H234L235 57H238L239 54H240V56H239L240 58H239V59H241V60H239L238 58H235V60L238 59L237 61H239V63H241L243 66H240L241 64L239 65V63H234V65H233V64H232L233 62H232L231 64H232V66H233L234 69H232V67H231L232 70H231L230 72H231V74H232L233 77L235 76V77H234L235 79H239V78L242 79V77H243V78L245 77L243 80L247 79L248 82H251V81H252L250 84L243 85V86H245V88H250V87H252V86L254 85V83L256 82V80H255L256 78H255V79H251V78H254L255 75L250 74V73H248L247 71H246L247 74H246L245 72H243V71H245V68H243V67H245V65H246L245 63H246V60H247V59L244 57V55L242 56L243 53H241V52H244V54H245L247 51H249V48L247 49V47H249L250 44H251V45H252V44H255V43L260 44V43L263 42V40H264V31L261 32V31H262V30H261L262 27L264 28V23H262V21H264V6H261V8H263V13H261L262 10H260V9H261V8L259 7L260 4L258 5L259 1L261 2V5H264V4H263L264 0H262V1H261V0H254L255 2H253V0H252L253 4H252V3H251V4L253 5V8L255 7L254 9H253V8H252V9H253V10H257V11H254V12H253V10H252V12L249 14V15H250V19H251V21H252V23L250 24L251 26H250V25H249V26L252 27V26H254V24H255L256 27L254 26V28L252 29V28L248 27V25H245V23L240 22V26H241V29H242V33H241V35L239 36V37H240V41H239V38L237 37V43H236V44H235V40H234V39H236V38H231V39H229V40L222 39L223 35H224L225 38L227 37V39H228L229 36H227L228 34H226V35H225L224 33L222 34L221 31H220V33H221V34H220V33H219V30H218V29H220V30L224 31V27H225V26H227V29H228V24H229L230 19H231V18H230V15H231V17H232V16H235V15L238 13V10H237L236 6L232 3L231 0H229V2H231V3H228L227 1H224V0H216V1H219V2H216L215 0H203L202 3H205V4L207 5V6H206L207 8L209 7L208 5H210V7H209L208 9H205V8L201 7L202 3H199V2L202 1V0H187V2L191 1V4H190V2L188 3L189 5H187L185 2H184V3H181L182 1H185V0H182V1L179 0V1H180V6H179V4L177 5V3H179V1H177V0L174 1V2H177V3H176L177 7H178V8H181V9H178V8L176 9V5H175V3H174V2L172 3V1H171V3H170ZM197 1H198V2H197ZM92 2H93V1H92ZM95 2H96V1H95ZM220 2H221V3H220ZM226 2L228 3V5L230 4L229 9H228L227 4H226L227 8L225 7L226 9H225L224 6H223ZM51 3H52V4H51ZM53 3H55L56 6H52ZM57 3L59 4V1H58ZM149 3H150L151 6H153V7L156 8V9H155V10H152V9H151L152 7H148V9H151L152 11H151V12H145V11H146V7H147L146 4L149 5ZM157 3H158V4H157ZM193 3H194L195 5H194ZM208 3H209V4H208ZM216 3H217V5H219V7H217V6H215V5L212 6V4H216ZM218 3H219V4H218ZM256 3H257V4H256ZM162 4H167V8H166V5L164 6V5H162ZM168 4H169V6H168ZM182 4H183V5H182ZM184 4H186V5H184ZM199 4H201L200 7H199ZM205 4H204V5H205ZM221 4H222V5H221ZM254 4H256L257 6H254ZM44 5H45V4H44ZM44 5L42 4L41 6H43V7H38V10H37V11H39V9H41V8H44V9L46 10L47 7H45V6H47V5H45V6H44ZM150 5H149V6H150ZM171 5H172V6H171ZM193 5L195 6L194 8H193ZM204 5H202V6H204ZM252 5H251V6H252ZM51 6H52V10H51V8H50ZM144 6H145V7H144ZM157 6H161V8L159 7V8L157 9ZM173 6H175V7H173ZM182 6H185V10H186V11H188V10H187L188 8L186 9V6H187V7H188V6H189V7L191 6V9H192V10L189 9V11L186 12V11L184 10V8H183V10L185 11V12H183V11H182ZM214 6H215V8L217 7V9H211V8L214 7ZM222 6H223V7H222ZM204 7H205V6H204ZM256 7H257V8H256ZM154 8H153V9H154ZM168 8H170L171 10H169ZM172 8H173V9H172ZM195 8H198V9H195ZM222 8H223V9H222ZM141 9H142L141 13H142V12H145V13H142V14H141L140 11H139V10H141ZM148 9H147V11H148ZM159 9L163 10V13H161V12H160L161 10H159ZM193 9H194L195 11H194ZM201 9L203 10L202 12H200ZM209 9L212 10L211 12L214 13V15H213V13H210V12H209V13L213 16V18H212V16L210 15V17H211L212 19L209 17L208 12H206V15L204 14V13H205V10L210 11ZM219 9H221L222 11L219 10ZM227 9H228V10H227ZM144 10H145V11H144ZM214 10H215V11H214ZM223 10H225V11H223ZM40 11H44V10L41 9ZM46 11H47V10H46ZM49 11H50V12H49ZM155 11H156V13H155ZM166 11H168V12H169V11H170V12L172 11V12H171V13H168V12H166ZM177 11H178V12H177ZM181 11H182L183 13H182ZM191 11H192V13H191ZM217 11H218V12H217ZM220 11H221L222 13H220ZM229 11H230L231 13H230ZM260 11H261V12H260ZM52 12H51V13H52ZM79 12H80V13L78 14V16L82 17V16L85 15L84 12L82 13V10L79 11ZM157 12H158V13H157ZM193 12H194V13H193ZM198 12H199L200 17H197V15H198L197 13H198ZM216 12H217V13H220V14H223V15L218 14V17H217ZM39 13H40V12H38V13L36 12V14L34 13L35 16H34V15H33V16L31 15L32 17H29V18L26 17V18H27V20L29 19L28 21H30L31 18H32V19H33L32 21H34V22H36L37 19H38L39 23H38V21H37V23H38L37 26H38L39 24H41V26H39V28H40V27H41V28H44V27H45V26H44V25H45L44 23H46V22L48 23V20H47L48 18H47V16H45L46 19H44L45 17L42 15L44 12H41L42 14L40 13V15H41V17H44V18L41 19V17H40V19H41V21H40V19L38 18V17H39ZM146 13H147V15H146ZM148 13H149L150 15H152V16H153V14H154V16H153L154 19H153L152 16H149ZM159 13H161L162 17L159 16V15H160ZM165 13H166V14H165ZM167 13H168V14H167ZM201 13H202V14H201ZM224 13H225V14H224ZM229 13H230L229 16L226 15V14H229ZM143 14H144V15H143ZM156 14H157V18H158V19L155 21ZM191 14H192V15H191ZM196 14H197V15H196ZM203 14H204V15H203ZM207 14H208V15H207ZM259 14H260V15H259ZM36 15H37L38 17H37ZM44 15H45V14H44ZM51 15H52V14H51ZM167 15L170 16V19H169V17H167ZM195 15H196V16H195ZM201 15H203V17H204L205 20H206V19H207V20H208V19L211 20V22H210V20H208L211 24L206 23L208 27H206V24H205L204 22H202V21H204V19H203V20L201 19V17H202ZM219 15L222 17V19L220 18ZM147 16H148V17H147ZM171 16H172V17H171ZM223 16H225L227 19L224 18ZM36 17H37V18H36ZM146 17H147L148 19H147ZM173 17H174V18H173ZM193 17H197V18H196V19H197V22H196V19L194 20L195 22H193V23L196 24V25L193 24V25L195 26V30L192 28V26H190V25L192 24ZM203 17H202V18H203ZM207 17H208V18H207ZM214 17H215V19H214ZM262 17H263V18H262ZM136 18H137V19H136ZM149 18H151L153 21H152V20H149ZM171 18H173V20L176 21V22H175V23H172V22L170 21ZM183 18H184L185 20H184ZM198 18H200V19L198 20ZM228 18H230V19H228ZM256 18H257V19H256ZM160 19H162V20H160ZM180 19H183L184 22H185L186 20L188 21V22H186V23H187V26H188L189 28H187L186 25H185V27L182 26L184 29L181 28L182 30H184V32L186 31V33H185L184 35H183V31H181V29L178 27L179 24H182V25L185 24L184 22H183V23H180L181 21H183V20H180ZM223 19H225V20H223ZM17 20H19V21H17ZM20 20H24L23 22H25V23L27 22V20L24 19V18L16 19V21H15V20H12L14 23L11 21V23L8 24V25H6V23L4 24V22H3V23L1 24L2 26L0 25V26H1V27H0V33H1L0 35H3V36H0V38L6 36V35L8 34V33H6V32H8V28H9V30H10V29H13V30H16V31L18 30L17 32H19V33H21V32L24 31L22 28H25V30H27V31L21 33V34L19 35L18 39H20V40H21L23 43H25V45L27 46V45L30 43V41H28L29 38H27V37H29V35H30L31 33H35V32L37 31L35 34H38V30H39V32L41 31L40 34H43V33L45 32V31H43L44 29H41V28L39 29V28H37V26H35L36 23L34 24V22L31 23V21H30V23L33 24V26H35V27L31 28V24L29 25V22H27V23L25 24V23H23V22L20 21ZM35 20H36V21H35ZM43 20H44V21H43ZM147 20H148V21H147ZM158 20H159V21H158ZM163 20L166 21L167 25H165V26H168V29H171V27H172V26H169V25H170V22L172 23L171 25H174V27H175V25H176V27H178V31H179V33H180L182 36H180L179 33L176 34V33L178 32V31H176V30H177L176 27H175L176 29H175L174 27H172L173 29H171V30H172V33H171V30L165 29L166 27L164 26L165 28L162 29V30H164V31H162V30L160 29L163 33H160V32H159L160 30L158 31L157 28H160V27H161V26H160V25H161L160 21H163ZM213 20H214V21H213ZM215 20H218V22H219V20H221L220 23H219V25L217 24L218 22L215 21ZM226 20L229 21L228 24L223 25V24L225 23ZM45 21H46V22H45ZM154 21H155V23H154ZM157 21H158V22H157ZM169 21H170V22H169ZM174 21H173V22H174ZM200 21H201V24H202V23L205 24V27H206V28L204 27V28H205L204 31H203V29H202V27H203L204 25L202 24V25H203V26H202L201 24H199ZM222 21H223L224 23H223ZM258 21H261V22H259V24H262V26L258 25ZM190 22H191V23H190ZM206 22H207V21H206ZM226 22H227V21H226ZM253 22H255V23H253ZM139 23H140V24H139ZM158 23H159V24H158ZM176 23H177V24L179 23V24L177 25ZM213 23H216L217 26H215L216 24H214V27H210V26H212ZM221 23H223V24H221ZM3 24H4V26H3ZM12 24H13V25H12ZM24 24H25V25H24ZM48 24H49V23H48ZM48 24H46V25H48ZM243 24H244V25H243ZM42 25H43L44 27H42ZM49 25H50V24H49ZM49 25H48V26H49ZM51 25H52V24H51ZM51 25H50L49 27H47L48 29H47L46 31H48V32L53 31L52 33H55V28H56V27H55V25H52L53 27H51ZM151 25H152V26H151ZM158 25H159L160 27H159ZM163 25H164V23H163ZM163 25H162V27H163ZM200 25H201V26H200ZM209 25H210V26H209ZM257 25L261 28V29L259 28L260 30H259V29H255V28L258 27ZM26 26H27V28H28V26H30L29 29H27ZM140 26H141V28H143V29H141V28H140V29H135L136 27L139 28ZM142 26H143V27H142ZM144 26H145V27H144ZM155 26H156V27H155ZM198 26L201 27V31H203V32H202L203 36H202L201 33H199L200 30H199V32H198ZM222 26H224V27H222ZM50 27H51V28H50ZM151 27H152V28H151ZM162 27H161V28H162ZM200 27H199V29H200ZM209 27H210V28H209ZM220 27L223 28V29H221ZM36 28H37V29H36ZM52 28H53V29H52ZM146 28H147V29L150 28V30L153 29V28H156L155 30H157L159 33L155 31V32L158 34V35L156 34L157 36H155V37H157L158 39H155V38H154V35H155V33L153 32L154 30L150 32V30H147ZM185 28H186V29H185ZM212 28H213V29L216 28V30H218V33L215 32V33L218 34V35H217L218 37H217L216 34H214V32L212 31V30H213ZM244 28H245V29H244ZM21 29H22L23 31H22ZM35 29H36V30H35ZM45 29H46V28H45ZM145 29H146L147 31H146ZM206 29H207V30H206ZM208 29H209V30H208ZM19 30H20V31H19ZM30 30H31V33L28 34V36L26 37V35H27L26 33H27L28 31L30 32ZM33 30H34L35 32H34ZM122 30H124V32H122ZM129 30H131L132 32L129 31ZM141 30H142V31H141ZM143 30H144L145 32H143ZM173 30H174V32L176 31V32H175L176 35L173 34V33H174ZM225 30H226V28H225ZM257 30H259V31H257ZM118 31H119V32H118ZM135 31H134V32H135ZM169 31H170V32H169ZM180 31H181V32H180ZM189 31H191L192 34H194V36H193V35L191 34V32H189ZM207 31H210V32H209L210 34H209V33H205V32H207ZM214 31H215V30H214ZM227 31H228V30H227ZM227 31H225V32H227ZM29 32H28V33H29ZM121 32H122V35L124 34L125 37H126V35H128V36H127L128 38H124V36L122 37ZM152 32H153V33H152ZM166 32H167V33H166ZM211 32H212L213 34H212ZM252 32H254V33H252ZM256 32H257V33H256ZM24 33H25L26 35H25ZM103 33H102V34H103ZM129 33H130V34H129ZM149 33H150V34L152 33V35H153V36L151 35L152 38H151V36H148ZM165 33H166V35H163V34H165ZM170 33H171V34H170ZM4 34H5V35H4ZM105 34H104V35H105ZM119 34H120V35H119ZM125 34H126V35H125ZM134 34H135V35H134ZM159 34H160V36H161V34H162L161 37L164 36V38H163V40H164V44L162 43L163 41L160 40V39H162V38L159 36ZM188 34H189V35H188ZM219 34H220V35H219ZM251 34H252V35H251ZM131 35H132V38H134V36H135V42H136V43L134 42V39H132V38L130 37ZM167 35H168V36H167ZM169 35H170V36H169ZM172 35H175V36H174L175 38H174ZM177 35H179L181 38L178 36L180 39H176V36H177ZM190 35H191V36H190ZM254 35H255V36H254ZM259 35H260V36H259ZM16 36H17L16 34H13V37H14V38H17ZM112 36H113V37H112ZM137 36H138V38H136ZM183 36H184V37H183ZM208 36H209V38H208ZM213 36H214V37L216 36L217 38H220V41H221V42H223V43L225 42V43H224L225 46H224L223 43L220 44V45H218V43H221V42H219V41L217 40V38H216V40H214L215 38H213V41H211L212 38L210 39V37H213ZM249 36H251V37H249ZM257 36H258V37H257ZM129 37H130L131 39H129ZM147 37H150V39H151V41L149 42L150 39L148 38V39H149L148 42H149L150 44H149V43H146V41H147ZM167 37H168V38H167ZM170 37H171V38H170ZM206 37H207L208 39H207ZM26 38H27V40H26ZM139 38H140V40H142L141 42L139 41ZM144 38H146V39L143 40ZM182 38L185 39V42H183V43H182V40H181ZM186 38H188V39H186ZM190 38H191V39H190ZM201 38H202V39H201ZM204 38H205V39H204ZM100 39H101V41H100ZM122 39H123V40H122ZM165 39H166V40H165ZM184 39H183V41H184ZM195 39H196V40H195ZM203 39H204V42H202ZM206 39H207V40H206ZM221 39H222V40H226L227 42H226V41H222ZM247 39H248V40H247ZM258 39H259V40H258ZM24 40H25V42H24ZM106 40H108V41H106ZM132 40H133V41H132ZM137 40H138V41H137ZM159 40L162 41V42H160ZM172 40H173V42H172ZM174 40H176L177 42L174 41ZM180 40H181V41H180ZM199 40H200V42H199ZM205 40H206V41H205ZM244 40H245V41H244ZM103 41H104V42H103ZM105 41H106V43L108 42V44H106ZM128 41H129V43H128ZM130 41H132V42H134V43H132V42H130ZM152 41H153V43H152ZM158 41H159V43H161V44H163V45H165V46H167V47H165V49H164L163 46H162V48H163V49H162L161 46H159V47L161 48V49H160V48L158 47V45H159ZM168 41H169V42H168ZM191 41H194L195 47H194L193 42H191ZM196 41H197V42H196ZM215 41H216V42L218 41V43L215 44V43H214ZM241 41H243L245 44L242 42L241 44H244V45H240V46L237 47V45L240 44L239 42H241ZM248 41H249V42H248ZM28 42H29V43H28ZM100 42H101L102 45L100 44ZM113 42H115V43H113ZM122 42H123V43L126 42V44L124 43L126 47L123 45V46H124L123 48H127V49H123V50H122L123 52L121 51L122 48H120V46L122 45ZM138 42H139V43H138ZM179 42H180L181 45H183V47H180V46H181L180 44H179V46H178V43H179ZM186 42H187V46H185V49H186V47H189L190 45L192 46V47H189L188 49H186V51H187V50L189 51V49H192V50H190L191 52H188V51H187V52H188V53H187L188 55H186V53H184V50H185V49L183 50L184 45L186 44ZM188 42H189L190 45H188ZM195 42H196V43H195ZM205 42H206V43L208 42V44H206ZM209 42H210V43H209ZM112 43H113V44H112ZM116 43H117V44H116ZM119 43H121V44H119ZM140 43H142V46H141ZM144 43H145L146 45H145ZM155 43H156L157 46L155 45ZM157 43H158V44H157ZM211 43H212V44H211ZM95 44H96V43H95ZM97 44H96V45H97ZM103 44H104V45H103ZM114 44L118 45L119 48H117L116 45H114ZM128 44H129V45H130V44H132V45H133V44H137V46H136V45H135V47L133 46L134 49L132 50V47H130L131 45L129 46ZM143 44L146 46V48L153 47V46L155 45V47H158L157 50H159L160 52L158 53V52H156V51H151V48L146 49L145 46H144ZM151 44H153V46H150ZM175 44L177 45L176 47H179L180 49L178 48V49L174 50L173 47L175 48V46H174ZM192 44H193V45H192ZM201 44H202L203 46H202ZM213 44H214L215 47H216V45L219 46L220 49H219L218 47H217L218 50H217L215 47L213 48ZM226 44H227V46H230V47L232 46V47H235L236 49H238V50H235V48H233V49L235 50L234 53L236 52L238 56H235V55H236V53H235V55H233V57H234V56H235V57L233 58V57H232V54H230L231 51H230V52H227V51H226V47H227ZM1 45H2V44H0V49H1V47H2ZM98 45H97V47H98ZM112 45H113V46H112ZM138 45L140 46V49L138 48ZM148 45H149V46H148ZM172 45H173V47H172ZM247 45H248V46H247ZM204 46H205V47H204ZM220 46H221V47H220ZM136 47L138 48V50L136 49ZM141 47H142L143 49H142ZM193 47H194V48H193ZM207 47H209V48H207ZM211 47L214 49V51H211V50H212ZM222 47H224V49H223ZM232 47H231V48H232ZM241 47H242V48L244 47V50H245V51L242 50V49H240ZM195 48L198 49V50H195ZM205 48H206V49H205ZM245 48H246L247 50H246ZM110 49H111V50H110ZM116 49L118 50V53H116V51H115ZM172 49H173V50H172ZM199 49H201L202 51L199 50ZM215 49H216V52H215ZM126 50H128L127 53H126ZM147 50H148V51H147ZM193 50L196 51V53H195L194 56H192V54H194ZM113 51H115V53H114ZM142 51H146V52H143V53H142ZM186 51H185V52H186ZM198 51H200V53L203 52L205 55L207 54L209 57H211V58H210L211 60H209V57H207V56L204 55L206 58H208L207 61H209L208 63H207V61L204 62V61L206 60V58L203 56V54H201L205 59L202 58V56L200 55V53H199ZM222 51H223V52H222ZM232 51H233V50H232ZM237 51H238V52H237ZM17 52H18V51H17ZM17 52L15 51V49H11V52H10V53H11V54H14V53H17ZM110 52H112L113 54L111 55ZM121 52H122V54H121ZM140 52H141V53H140ZM149 52H150L151 54H150ZM166 52L169 53V54H167ZM218 52H219V53H218ZM239 52H240V53H239ZM119 53H120V54H119ZM144 53H145L146 55H145ZM147 53H149V55H147ZM163 53H164V54H163ZM165 53H166V54H165ZM190 53H191V54H190ZM198 53H199V54H198ZM221 53H223V55H221ZM231 53H233V52H231ZM234 53H233V54H234ZM238 53H239V54H238ZM109 54H110V55H109ZM159 54H161V55H159ZM189 54H190V55H189ZM197 54H198V55H197ZM214 54L217 56V59H216V56H215ZM219 54H220V55H219ZM246 54H247V53H246ZM246 54H245V55H246ZM133 55H137V56H133ZM172 55H173V57H175V58H173ZM184 55L190 57L189 60H188V61H190V62L187 61V58H188V57H185ZM117 56H118V57H117ZM155 56H156V57H155ZM159 56H160V57H159ZM168 56H169V57H168ZM198 56H199V59H197V60H198V61H197L196 58H197ZM200 56H201V57H200ZM241 56L244 57L246 60L243 61L242 59H244V58H242ZM149 57H150V59H149ZM152 57H153V58H152ZM161 57H163V58H161ZM219 57H220V58H223V59H220V60H219V59H218ZM228 57H229V58H228ZM247 57H248V55H247ZM116 58H117V59H116ZM131 58H130V59H131ZM156 58H158V59H156ZM168 58H171L170 60H172V59H175V60H174L172 63H171V61L169 60V63H170V64H169L168 61H167ZM185 58H186V59H185ZM124 59H125V58H124ZM153 59H154V60H153ZM203 59H204V60H203ZM122 60H123V59H122ZM122 60H121V61H122ZM148 60H150V61H152V62L154 61L155 63H154V62H153V63H149ZM155 60H156V61H155ZM160 60H161V61H160ZM163 60H164V61H163ZM193 60H194V62H193ZM235 60H234V62H235ZM79 61H80V60L77 58L76 61H75V64H76V62H79ZM90 61H91V60H90ZM118 61H120V60L118 59ZM121 61H120V63H121ZM134 61H135V62H134ZM147 61H148V63H147ZM157 61H158L159 63H161V64L164 62L163 65H164L165 68H164L162 65H161V66H162L163 68H162L161 66L159 67V66H158L159 64H158ZM177 61H178V62H177ZM186 61H187V63H186ZM195 61H196V62H195ZM200 61H201V62H200ZM231 61H230V62H231ZM237 61H236V62H237ZM123 62H124V60H123ZM123 62H122L121 64L124 65L125 63H123ZM132 62H133V63H132ZM199 62H200V63H199ZM89 63H90V62H89ZM178 63H179V64H178ZM191 63H192V64H191ZM197 63H198V64H197ZM212 63H210V64L212 65ZM243 63H244V64H243ZM77 64H78V63H77ZM77 64H76V65H77ZM134 64H135V65H134ZM147 64H148V65H147ZM150 64H151V65H150ZM155 64H156L157 67L161 68L162 70H165V69H166L164 72L161 71V72H162V73H161L162 75L160 74V75H161L162 77H164V78L160 79L161 76H159V78H158V73H159V71H160L161 69H160V70H157L158 68L155 66ZM157 64H158V65H157ZM171 64H172V65H171ZM184 64H186V65L189 64V65H188L187 68H186V67L184 66ZM218 64H219V65H218ZM223 64H224V65H223ZM235 64H236V65L238 64L237 66H239V67H237ZM78 65H79V64H78ZM78 65H77V66H78ZM146 65H147V66H146ZM169 65H170V66H173V67L171 68V70L169 69V68H170ZM194 65H195V66H194ZM205 65H204V66H205ZM213 65H212V67H214ZM153 66H154V67H153ZM168 66H169V68H168ZM199 66H198V68L200 69ZM220 66H221V67H220ZM137 67H139L141 70L138 71V68H137ZM183 67L186 68V69L184 70V73H183V69H184ZM207 67H206V68H207ZM212 67H211V68H212ZM218 67H220V68H218ZM235 67H237L238 69L240 68V70H241V72L243 73V75H241V74H242L241 72H236L237 69H236ZM51 68H52V67H51ZM51 68H49L50 71L48 70V72H50V73H54V72H56V69L52 70ZM87 68H88V67H87ZM128 68H129V67H128ZM130 68H129V69H130ZM156 68H157V69H156ZM182 68H183V69H182ZM198 68H197L198 71L202 70V69L199 70ZM208 68H210V67H208ZM80 69H81V70H80ZM92 69L95 70V71H93V73L95 72L94 74H96V73L98 72V73H97L98 75L96 74V77H95L96 79L93 77V78L95 79V82H96V83L94 82V79L90 77V75L93 76V73H92V71H91ZM104 69H105V67H102V70H104ZM129 69H127L128 72L132 71L131 69H130V71H129ZM167 69H168V70H167ZM213 69H214V68H212V70H213ZM222 69H224V68H222ZM83 70H86L87 73H86V72L84 73ZM89 70H90L91 72H90ZM174 70H175V69H174ZM174 70H173V71H174ZM181 70H182V71H181ZM188 70H189V69H188ZM193 70H190V72L192 71V73L194 72L195 75H198V74H196L195 72H197V73H199V72L196 71V70H195V71H193ZM229 70H230V69H229ZM235 70H236V71H235ZM53 71H54V72H53ZM96 71H97V72H96ZM180 71H181V73H180ZM227 71H228V70H227ZM234 71H235V72H234ZM238 71H239V70H238ZM80 72H81V73H80ZM157 72H158V73H157ZM228 72H229V71H228ZM64 73H65V74H69L67 71H66V72L64 71ZM91 73H92V74H91ZM163 73H166V75H165V74L163 75ZM169 73H170V74H169ZM192 73H191V74L189 73L190 76L193 75ZM234 73H235V74H234ZM240 73H241V74H240ZM115 74H117L118 76H116ZM132 74H133V76H132ZM189 74H188V75H189ZM105 75H106V76H105ZM145 75H146V74H145ZM188 75H187V76H188ZM236 75H240V76L237 77ZM249 75H250V76H249ZM131 76H132V77H131ZM165 76H166V77H165ZM182 76H180V77H181L180 80L177 79L179 82H181V79H183V78L186 80L185 77H187V76H185V77H184V76L182 77ZM190 76H188V77L191 78ZM248 76L251 77V78H247ZM252 76H253V77H252ZM100 77H101V76H100ZM137 77H138V74H137ZM193 77H195V76H193ZM97 78H98L99 80H98ZM130 78H133L134 80H138V81H140V83H139L138 81H135V82H133V84H135V83L141 84V83L144 81L143 83H144V85H145V88L142 87V86H143L142 84H141V85H142L141 87H142V89L144 88L143 90H145V89H146V90H145L144 92L141 90L142 93H140V92H139V91H140V90H139L140 88L137 86L138 84L134 85V86H137V87H134L133 84H132V87H133V88L130 86L131 88L129 87V89H130V91H129V90H128V86L130 85V82H131V79H130ZM135 78H136V77H135ZM156 78H158V79H156ZM178 78H179V77H178ZM189 78H188V79H189ZM119 79H120V78H119ZM121 79H122V78H121ZM125 79H126V78H125ZM133 79H132V80H133ZM188 79H187V80H188ZM48 80H49V79H48ZM55 80H56V79H55ZM55 80H53V78H52V79L50 78V80H49L50 82H49V81L46 82V86H47V84H48V86H52V85L49 84V83H53V86L56 85V83H57L56 87L54 86L53 89L50 88L51 90H53V92H52L53 94H52V93L48 94V97H50V98L46 99L45 102H47V103H58V101L61 100V99H60V100L58 99V98H59L58 96H57L58 98H57V97H54V99H53V95L56 96V93H57V95H58V93H59L60 95H61V93L63 94V91L61 92V91H60V88H59V87H61L60 84H59L58 82L54 83ZM96 80H97V81H96ZM103 80H104V81H103ZM106 80H107V81H106ZM134 80H133V81H134ZM145 80H146V76H145ZM187 80H186V81H187ZM253 80H254V81H253ZM101 81H102L103 84L101 83ZM125 81H126L127 83H126ZM147 81H148V80H146V82H147ZM160 81H159V82H160ZM165 81L163 80L162 82H165ZM183 81H184V80H182V82H183ZM209 81H210V83H211L212 80H209ZM99 82L101 83L102 86H105V87H102V86L100 87V83H99ZM124 82L126 83L125 85H128V86H125V85H124ZM148 82H149V81H148ZM153 82H154V83H153ZM159 82H158V83H159ZM169 82H170V83H169ZM205 82H206V81H205ZM207 82H208V81H207ZM253 82H254V83H253ZM94 83L97 84V85H99V86H97V88H94V85H95ZM158 83H157V85H158ZM184 83H185V82H184ZM210 83L208 82V84H205V86L203 87L205 90L203 91L201 85H204V84L201 82V83H199V85H198V89H201V91H203L205 94L208 93V95H209L210 92H212V89H210L211 87L209 86V85H212V83H211V84H210ZM252 83H253V84H252ZM107 84H108V83H107ZM159 84H161V82H160ZM255 84H256V83H255ZM118 85H119V87H120V86H121V87L119 88ZM148 85H150V86H148ZM170 85H171V86H170ZM48 86H47V87H48ZM58 86H59V87H58ZM166 86H164V87H166ZM241 86H242V85H241ZM241 86L238 85V84H235V86H233V88H231V89H229V90H226L227 93H226V91H224V90H221L223 93H221V91L219 92V90H218L217 92H216L215 90L213 91V92H214L213 94H215V97L217 96L219 99L221 98V96H224V97H225V98L222 97L220 100L217 99L218 102H216V103L220 104L219 107H218V110H221V109H222V110H221V113H218V112H220V111H218V110H216V111H218V112L214 113V117H215V114H216V115H217V116H218L223 122H224V120H225V124L222 123L224 126H222V124H218V123L221 122V120H219L218 117H215V118H217V119L219 120V122H218V120L216 121L215 118H214L215 121L213 120L211 128L208 129V131L206 132V133H209V132L211 131L212 134H210V136L207 134V137H205V136L202 135V134H198V135H197L198 139H200L201 143H203V144H202L203 146L200 145V150H199V151H200V155L202 156V155L204 154V153H203V154L201 153L202 151H203V152H205V151L207 152V153H206L207 155L204 154L205 157L202 156V157H203V158H202L201 156H199V157L201 158V159H199V160H200L201 163H204V164L206 163V165L208 166V170H207L208 173L204 175L205 177H204V176H203V177H204V179L206 180V182H209V183H206V182L204 181V183H206V187H205V186H204V183H203V181H202V182L200 183V185H201L202 188H204V189L206 188V189H205V190H206V191H205L206 194H207L209 191L212 192V193H211L212 195L210 194V195H208V197H206V198H208V199L210 198L209 201H207L208 199L205 198L206 202L204 201V203L202 204V206L200 205V206H198V208H197V206L195 207V204H196V203H195L194 199L192 200V198H189V197H188V198H189V199H188V198L185 197V196H184V198H182L181 195H180V196L178 195V197L181 198V199H180V198L178 199L176 192H174L173 190H172L173 192H171V187H172V186H171L170 188L166 189V190H163V189H161L160 187L158 188L157 186H156L155 189H151V188H152V186H151V187H149L151 190L148 188L146 192H145V191H142L141 195H139V196H135L134 194L130 195L131 193H130V192H127V191H125L127 194H126L125 192H124L125 194H124V193L121 194V198H123V199H121L122 202H120V205H121V206H120V209H121V210H122L123 208H126V201H127V203H129V204L127 205V208H130V207L132 206V204H134V202H135V205H136V202H138V203H140L141 205L144 206V207L140 206V208H143V209H144V208H145V204H146V205H147V206H146V209H148V213H147V215H148V214H149V216H150V215H151V216H152V215H153V216L156 215L155 217H156L157 219H159L160 222L163 220V222L160 223V226H161V227L159 226V227L157 228V230H158V231L162 230V231H164L163 233H165V234L167 233V234L169 235V236H168L167 234H166V235L163 234V236H162L161 234H160V235L158 234L160 237H159L158 235H155V236L152 237V238H153V239L156 238L157 240H156V239H155V240H152V239H151L153 242L150 241V243H149V241L147 240L148 243H149L151 246H150V245H147L148 248L146 249V246H145V245H144V246L142 245L143 250H140L141 253H139L140 251L137 252V250H136V252L139 253V256H137V254H135L136 252H135V251H132V250H133V247H134L135 245H137L138 242L141 241V240H140L141 236L137 235L136 233H135V234H136V235H135L134 232H135V229H136V228H135V227H136L135 225H136V223H137L136 220H137L138 217H139V215H137V213H138L137 211L141 212L140 210H143V209H138V205H136L135 207H133V206H134V205H133V206L130 208V211L127 210V208H126V210L124 209L125 211L128 212V214L130 213L129 215H128L124 210H122L123 214H126V216L123 215V214H122V216H119V215H117V213H114V212H113V213L109 214L108 217H110V218H108L107 216H103L102 219H100V223H101V224H104V225H105V223L107 222L106 220H109V221H108L109 224L106 223V224L109 226V227H108V233H106L107 235L105 234V235L102 237V238H104V237H105V238L101 240V243L104 242V243L108 244L107 242H105V239H106V238H107L106 241H107V240H108V241H111V240H112V244H110L111 242H109L108 245H110V247L112 246L111 248L109 247L110 250H111V249L114 250V249L116 248V250H114V251L111 250V253L114 254L115 256H116V255H119V257H120L121 259H119L118 256H117V258H118L120 264H121V263H122V264H138V262H139V264H142L143 262L145 263L147 259H148L147 262H149L150 264H157V263H154L155 261H152L153 259L150 258L151 256H152L153 258H154V256H155V260H156V261L158 260V259H157L158 256H159V257H160V256H162V257L165 256L166 259H163V258H162V259H163V260H162L161 258H159L160 260H162V262H160V260L158 261V262H160L159 264H185V263H186V264H195V263H196V264H200V262H203V264H209V263H210V264H217V263H215V262H218V264H222V262L225 263V264H226V263H227V264H229V263H230V264H231V263L233 264V262H234V264H239V263H240V264H255V263H256V264H262L261 262L264 263V259H263V260H262V259H259V258H262V257H259V256L261 255V254L259 255V252L262 253L263 250H264V247H263V246H264V240H263L264 238H260V237H259V238L262 239V240H259V238H258V235H259V236L261 235V237H262V235L264 234V233H263V232H264V225L262 226V227H263L262 230H261V229L258 230V229L261 228V227H258V228H257V226H261L262 224H264L263 222H261V223H262L261 225H260V223L257 224V223L260 222L261 220L264 221V199H263V198H264V194H263V192H264V190H263L264 187L262 186V185H264V184H261V186L258 185L257 190L259 189V191H261V192H258V191L255 189L257 185H252V186H251V187H253L252 190H251V187H249V189H247L248 187L245 186V185H247L245 181H243L244 183L242 182V183H243L242 185H243L244 187L241 186V183H240V184H235L236 187H235V185H233L234 187H231L232 184H230V182L228 181V179H230V177H232V176H233L235 173H237V172H238V173H241V172H242V169L240 168V169H241V170H240V169L238 168V166L235 167L234 164H230V165H231V166H230V165L227 164V162H226V163L223 162L224 164L221 162V164H222V165H221V164L219 163L220 161H219V160H216V158H215V156H216L217 158L220 157V156H219L220 154H218L219 151H220V153H221V157L223 156V152H224V151H223V148L225 147V148L228 149V151L231 150L233 153L236 152L237 154L239 153V154L244 155L245 153L247 154V152H248L247 156H246V155H244V156H245L246 160H247V161L250 160V162H247L246 164H248V163H249V164H253V165H249L250 167L247 166V165L245 164V165L247 166V168H250L249 170H252V168H254L255 166H257L258 164L264 163V157L262 156V155H264V149H263L264 147H261L262 145L264 146V141H263L264 139L262 138V137L264 136V133H260V131H259V129H260V130H262V131L264 132V128H263V127H264V123H263V122H260V120L262 121V119H261V117H260V115H259L260 112H258V109L260 108V111H261V108H262V107H261V105H260V101H259V104H258L259 106L256 104V102L258 103V100H257V99H260V98L257 96V97H256L257 99L255 100V99H254L255 96L252 97L253 95H250L249 98L247 97V99H246L245 96H243V95H241V94H238L237 92L240 91ZM57 87H58V88H57ZM112 87L115 88L116 90H115V89L112 90ZM147 87H148L149 89H148ZM167 87H166V88H167ZM199 87H200V88H199ZM209 87H210V88H209ZM48 88H49V87H48ZM54 88L56 89V92H55V93H54V91H55ZM99 88H100V89L103 88V89H101V91H99ZM104 88H105V90H104ZM110 88H111V89H110ZM118 88H119V89H118ZM126 88H127V89H126ZM134 88H138L139 91H136V92H135V89H134ZM207 88H208V89H207ZM243 88H244V87H242V89H243ZM57 89H58V91H57ZM96 89H98V90L96 91ZM109 89H110V91H109ZM158 89H159V88H158ZM206 89H207V90H206ZM209 89H210V90H209ZM220 89H223V88L221 87ZM93 90H94V93L92 92ZM107 90H108L110 93H109ZM123 90H125L124 92H126V91L128 90L127 93H128L129 95L126 94V95H128L127 98L125 99V96H126V95H125V96H124V100L122 101L121 98H123V97H121V96L124 95V92L121 93V91H123ZM133 90H134V92H133ZM164 90H165V91H164ZM95 91H96V92H95ZM102 91H103V92L105 91L106 93L104 92L105 94H104V93L101 94L100 92H102ZM113 91H115V92H113ZM163 91H164V92H163ZM169 91H171V92H169ZM201 91L199 92V90H197V92H199V94L196 92V95H197V96L200 95V96H198V97H200V98H202L203 96L205 97V94H204V93H201ZM232 91H233L234 93H232ZM91 92L93 93V96L91 95V94H92ZM107 92H108L109 94H107ZM111 92H113L114 94H113V93L111 94ZM116 92H117V93H116ZM137 92H139V93H137ZM235 92H236V93H235ZM89 93H90L91 96L89 95ZM120 93H121V96H120ZM131 93H134L135 95H134V94H131ZM144 93H145V94H144ZM97 94H98V96H97ZM106 94H107V95H106ZM140 94H142V96H141ZM165 94H164V95H165ZM169 94H170V95H169ZM201 94H204V95L202 96ZM216 94H217V95H216ZM218 94H219V95H218ZM228 94H229V95H228ZM232 94H235L234 96L237 97V98L239 97V99L236 100V98H235ZM60 95H59V96H60ZM88 95H89V96H88ZM99 95L102 96L103 98L100 97ZM104 96H105V97H104ZM107 96H108V97H107ZM110 96H112V97H110ZM137 96H138V97H137ZM201 96H202V97H201ZM226 96H228V99H227V100H226ZM84 97H85V98H84ZM88 97L91 98L92 101H93V100H94V101L92 102L91 99L89 100ZM99 97H100V98H99ZM109 97H110V98H109ZM131 97H132L133 99H134L135 97H137V98H136V101L133 102V99H132ZM164 97H166V96H164ZM217 97H216V98H217ZM240 97H241V98H240ZM55 98H57L58 101L55 100ZM111 98H112V99H111ZM251 98H252V99H251ZM131 99H132V100H131ZM142 99H141V100H142ZM231 99H232V100H231ZM242 99H243V100H242ZM48 100H49V102H48ZM51 100H52V101H51ZM87 100H88V101H87ZM134 100H135V99H134ZM217 100H216V101H217ZM228 100L231 101L230 105L228 104L229 106L221 103V101H222V102H224V101H225V102H229ZM239 100H241V101H239ZM89 101H91V104H90V105L88 104ZM115 101H114V103H115ZM131 101H132V102H131ZM137 101L141 102V103L144 104V105H143V106H140V105H142V104H140L139 102L137 103ZM232 101H233V102H232ZM62 102H63V103H64V102L66 103V101H64V100H62ZM74 102H76V101H74ZM225 102H224V103H225ZM59 103H60V102H59ZM94 103H95V102H94ZM130 103H131V104H130ZM134 103H135V104H134ZM246 103H252L251 107L248 106ZM95 104H96V103H95ZM136 104H138V106L142 107L143 109L141 110V108L138 107ZM233 104H234V105H233ZM245 104H246V105H245ZM253 104H254L255 106H254ZM87 105H88V107H87ZM134 105H136V106L138 107V108L136 107V108H137L136 111H138V112H136V111H132V112H131V110H135V109H136V108H133ZM242 105H243L245 108H244ZM86 107H87V108H86ZM92 107H93V106H92ZM130 107H132V109H131ZM224 107H225V108H224ZM239 107H240V108L243 107V108H241L242 112H241V110L239 111V109H240ZM139 108H140V110H139ZM146 108H147V107H146ZM146 108L144 109V112H145ZM238 108H239V109H238ZM251 108H253V109H251ZM81 109H80V110H81ZM236 109H238V110H236ZM249 109H250V110H249ZM254 109H255V110H254ZM251 110H253V111H252L253 114H252V116H249L248 114H249V112H251ZM86 111H85V112H86ZM88 111H87V113H88ZM140 111L142 112L143 115L140 113ZM146 111H147V110H146ZM135 112H136V113H135ZM229 112H230V113H229ZM247 112H248V114H247ZM138 113L141 114V115H139ZM222 113H223V114H222ZM233 113H234V114H233ZM237 113H238V114H237ZM242 113H244L245 115L242 114ZM254 113H255L257 119L255 118ZM229 114H232V115L227 116V115H229ZM235 114H236V115H235ZM239 114H240V115H239ZM250 114H251V113H250ZM257 114H258L259 117L257 116ZM134 115H138V116H134ZM222 115H224L223 117L227 118V120L229 121V122L227 121L228 123H231V122H232L231 124H233V126H234L235 128H236L239 124H241V123H242V124L244 123V124L246 125V123H248V122H250V123H252V122H254V123L257 122V123H256L257 127L251 128V127H248V125H247V126H244V124H243V125L241 124V125H240L241 127L244 126V127L246 128V129H245L246 132H243V131H242V128H241V129L238 128L237 131H239V132H237V131H236L237 128L235 129V128L233 127V129H235V130H233V129H230V128H231V127H229L230 124H229V126H227L228 123H227V125H226V119L223 118ZM242 116H243V117H242ZM245 117H246V119H245ZM133 118H132V119H133ZM142 118H141V121H142ZM237 118H238V119H237ZM241 118H242V119H241ZM243 118H244V119H243ZM248 118H249V120H248ZM259 118H260V120H258ZM139 119H137V121H135V120L133 119L132 121H133L134 123H135V122L138 123V122L140 121ZM143 119H144V118H143ZM138 120H139V121H138ZM231 120H232V121H231ZM233 120H234L235 123L233 122ZM236 120H238V121H236ZM141 121H140V122H141ZM187 121H188V120H187ZM187 121H186V122L184 121L186 125H188V124L191 123V122L189 123V121H188V122H187ZM184 122H182L181 125H183ZM245 122H246V123H245ZM236 123H237L238 125H237ZM262 123H263V124H262ZM218 125H219V126H218ZM235 125H236V126H235ZM213 126H215V127H213ZM221 126H222V127H221ZM225 126H227L226 128H227L228 131L226 130V128L223 129V127H225ZM240 126H238V127H240ZM244 127H243V129H244ZM259 127H260V128H259ZM212 128H213V129H212ZM215 128H216V129H215ZM248 129H250V131H251V129L254 130L255 134H254V135H253V134L250 135V133L253 132V131L249 132ZM156 130H158V131H156ZM156 130H155L156 132L153 131V133H152V134H154V135H151V136H154V137H151V136L149 137V139H151L152 142H153V138H154V140H156V138L158 137L157 134H158V133L160 134V130H159V129H156ZM215 130H220V132L217 131L218 133H216ZM231 130H232V133H230ZM223 131H225V133H226V132L228 133L229 131H230V132H229L228 135H227V133L225 134ZM262 131H261V132H262ZM154 132H155V133H154ZM157 132H158V133H157ZM235 132H237V133L234 134ZM242 132H243V133H242ZM254 132H253V133H254ZM258 132H259V134L256 135V133H258ZM156 133H157V134H156ZM206 133H205V135H206ZM244 133H246V134H244ZM159 134H158V135H159ZM218 134H219V137H218L219 139H216V141H215V135H216V138H217ZM248 134H249V135H248ZM221 135H223V136H221ZM230 135H232V136H230ZM254 136H255V137H254ZM202 137H204L205 139H202ZM213 137H214V138H213ZM220 137H223L224 140L221 139V141H220ZM235 137H236V138H235ZM241 137H242V138H241ZM207 138H208V139H212V142L214 141L216 145L214 144V142H213V144H212V142H211V143H207V141H208ZM237 138H238V140H237V141H238V142H237L238 145H235V146H237V147H234V148L232 149V148L230 147V144H228V143H229L228 140H230V139H233V140L235 139V140H236ZM213 139H214V140H213ZM260 139H261V140L263 139V140H262L263 142H262ZM217 140H219V142H217ZM226 140H227V142H228L227 144H226ZM255 140H257V143H255ZM205 141H206V142H205ZM222 141H223V142H222ZM239 141H240V142H239ZM216 142H217V143H216ZM221 142H222V143H221ZM252 142H253V143H252ZM246 143H247L248 145H247ZM251 143H252L253 145H252ZM260 143H261V146H260ZM205 144H206L207 149H206V147H205ZM209 144H210V146L212 145L213 148H210ZM224 144H225V146H224ZM245 144H246V146H245ZM256 144L259 145L257 148H256ZM214 145H215L216 147H215ZM226 145H227V146H226ZM228 145H229V146H228ZM254 145H255V146H254ZM201 146H202V147H201ZM208 146H209V147H208ZM212 146H211V147H212ZM244 146H245V147H244ZM251 146H254V147L256 148L257 153H255V152H256V151H255V148H253V147H251ZM214 147L216 148L215 151H214ZM241 147H242V150H241ZM247 147H248V148H247ZM227 149H226V150H227ZM250 149H251V151H252L253 149H254V150L251 152ZM261 149H263V150H261ZM209 150H212V151H209ZM226 150H225V152H224L225 154H226ZM234 150H235V151H234ZM243 150L246 151V152L244 153ZM208 151L211 152V153L208 154ZM222 151H223V152H222ZM228 151H227V152H228ZM242 151H243V152H242ZM254 151H255V152H254ZM261 151H263V152H261ZM252 153H253V154H252ZM254 153H255V155H254ZM250 154H252L253 156H251ZM206 156H208V157L206 158ZM209 156H210V157H209ZM211 156H212L213 158H211ZM250 156H251V157H250ZM254 156H255V157H254ZM258 156H259V157H258ZM256 157H257V158H256ZM253 158H255V160H254ZM211 159H212V160H211ZM214 159H215V160H214ZM251 159H253L254 161L251 160ZM258 159H259V160H258ZM202 160H203V162H202ZM204 160H208V161H205V162H204ZM209 160H211V161H209ZM216 161H217V163H214V162H216ZM218 161H219V162H218ZM210 162H211V163H210ZM227 165H228V166H227ZM245 165H244V167H246ZM221 166H222V167H221ZM223 169H224V170H223ZM211 170H212V171H211ZM226 170H228V172H227ZM210 171H211V172H210ZM216 171H217V172H216ZM229 172H230V173H229ZM216 173H217V174H216ZM223 173H224V174H223ZM233 173H234V174H233ZM207 175H208V176H207ZM210 175H211V176H214V175H215V176H214L215 178H213V177L210 178ZM221 175H222V176H221ZM227 175H228V177H227ZM208 177H209V181H207V180H208ZM217 178H218V179H217ZM221 178L224 179V180H225V178H227L226 180H227L228 182L225 181V182H226V185H225L226 187H223L224 185L219 183V179L221 180ZM202 179H203V178H202ZM204 179H203V180H204ZM210 179H214V180H215V183L213 182L214 180H210ZM224 180H222V181H224ZM217 181H218V182H217ZM220 182H221V181H220ZM211 183L213 184V188H214V185H216V184H218V185L220 186V187H218L217 185L215 186V187H216V191H217V193L219 194V197H218V194H214V193H216V192H214L215 190L213 191V188H211L212 190H209L208 186H209V187H212V184H211ZM207 184H208V186H207ZM227 184H228V186H227ZM222 185H223V186H222ZM230 185H231V186H230ZM239 185H240V186H239ZM153 187H155V186H153ZM228 187L230 188V190H231V188H232V189L235 188V190H231V191H234V192L236 191V192L238 193L237 198L240 197V199L242 200V202L244 201L243 198L245 199V201H244L243 203L240 202V201H241L240 199H239V201H238V199H237V200L235 199L236 202H239L238 204H240V206H239L237 203L234 202V198L236 197L237 193H234V192H233V194H231L232 197H230V195H229V192H230V191L227 192V190H229ZM246 187H247V188H246ZM254 187H255V188H254ZM172 188H173V187H172ZM226 188H227V190H226ZM261 188H262L263 192H262ZM160 189H161V190H160ZM207 189H208V191H207ZM214 189H215V188H214ZM217 189H218V190H217ZM236 189H238L239 192H238V190H236ZM241 189H243V190H242V194H243L244 196H243L242 194H239V193H241V191H240ZM221 190L224 191V192H222ZM225 190H226V191H225ZM246 190H249V191H246ZM157 191H158V194L155 193V192H157ZM168 191H169V192H168ZM218 191H219V192H218ZM256 191H257L258 193H257ZM143 192H145V193H149V194H146V195H148V196H146V197H149V195H151V196H150L151 198L148 199V198L144 197V196H143V195H144ZM152 192H154V193H152ZM163 192H164V193L167 192V195H168L169 193H173V195H172L173 198H172V197H167L166 194L162 195ZM226 192H227V193H226ZM128 193H130V194H129V197H128ZM161 193H162V194H161ZM230 193H231V192H230ZM153 194H154V196H156V194H157V197H153ZM175 194H176V195H175ZM224 194H225V195H224ZM235 194H236V195H235ZM252 194H253V195H252ZM262 194H263V195H262ZM133 195H134V196H133ZM158 195H161V197H160L161 199L158 198V197H159ZM213 195H215V196H213ZM222 195H223V197H222ZM261 195H262V196H261ZM142 196H143L145 199H144ZM168 196H169V195H168ZM209 196H210V197H209ZM163 197H164V198H163ZM250 197H251V198H250ZM255 197H256V198H255ZM132 198H133V199H132ZM155 198H158L160 201H161L162 198H163V200L161 201L162 203L159 201V204H161V205L158 204V202H157L158 200L155 199ZM212 198H214L213 201H211ZM224 198H225V199H224ZM230 198H233V199H232L233 201H232V200L230 201V200H229ZM129 199L132 201V203H131V201H129ZM169 199H171V200L174 199V201H176V202H174V204L176 203L175 205H176V206L178 205V207H176L174 204H172L173 202L171 203V201H170ZM176 199H177V200H176ZM186 199H188V200H186ZM261 199H262V200H261ZM121 200H120V201H121ZM148 200H150V201H148ZM223 200H224V201H223ZM255 200H256V201H255ZM151 201H152L153 203H152ZM163 201H164V202L167 201V203H166V202H165V203H166V204L171 203V205H169V204H168V206H167V205H164V202H163ZM172 201H173V200H172ZM185 201H186V202H185ZM250 201H251V202H250ZM262 201H263V202H262ZM149 202L152 203V204L155 205V206L152 207V204H150ZM155 202H157V203L154 204ZM177 202H179V203H177ZM189 202H190V204H191L190 207L192 206V208L189 207V209H193V212H192L191 210H189L188 208H184V207H188V206H189V204H188ZM212 202H213V203H212ZM228 202H229V203H228ZM232 202H233V204H234V203L236 204V205L234 204L235 206H237V208H236L235 210H234V207H235V206H233ZM122 203H123V204H122ZM130 203H131V204H130ZM148 203H149L151 206H150ZM180 203H181V204H180ZM183 203H185V204H183ZM224 203H225V204H224ZM244 203H248V204H250V205L252 204L253 206H250V205H249V209H250V208H253V211H254V212L257 211L256 214H254V212L252 213V210H251V209L249 210V209L247 208L248 205H246V204H244ZM255 203H256V204H255ZM182 204H183V205H182ZM212 204H214V206H213ZM216 204H217V205H216ZM228 204H229V206H228ZM231 204H232L233 207H231ZM123 205H124V206H123ZM148 205H149V206H148ZM179 205H180V206H179ZM184 205H185V206H184ZM193 205H194V206H193ZM206 205H207V206H206ZM210 205H212V206H210ZM244 205H246L247 207L244 206ZM254 205H255V206H254ZM129 206H130V207H129ZM156 206H157V208H155ZM169 206H171L172 208L174 207L175 209H177V211H175V209L170 208ZM203 206H204V208H203ZM226 206H227V207H226ZM238 206H239V207H238ZM122 207H123V208H122ZM167 207H169V208H167ZM207 207H208V208H207ZM166 208H167V209H166ZM179 208H180V209H179ZM194 208H195V211L198 210V209L200 208L199 210H201L202 212H200V214H195V213H199V211H196V212H195V211H194ZM215 208H216V209H219V210H216ZM232 208H233V210H232ZM243 208H244V210H243ZM246 208L248 209V211L245 212V209H246ZM153 209H155V210H153ZM214 209H215L216 211H215ZM230 209H231V211H229ZM247 209H246V210H247ZM260 209H261V210H260ZM136 210H137V211H136ZM159 210H160V211H159ZM162 210H163V212H162ZM166 210H167V211H166ZM179 210H181V211H179ZM186 210H188L189 212H187ZM211 210H212V211H211ZM242 210H243V211H242ZM262 210H263V211H262ZM154 211H155V212H154ZM169 211H170V213L173 212V215H172V213L170 214ZM178 211H179V212H178ZM214 211H215V214H213ZM225 211H226V212H225ZM249 211H251V212H249ZM133 212H134V213H133ZM161 212H162V213H161ZM174 212H178V213H175V214H174ZM218 212H219L220 214H222V213H223V214H224V213L226 214V219L228 218L227 221H228L229 224H228V223H224V222H227L226 220H223V217H224L225 215L222 214L221 217H220L219 214L216 215ZM239 212H240L241 214H240ZM150 213H151V214H150ZM163 213H164V214H163ZM192 213H194V215H193ZM201 213H202V215H201ZM207 213H209L210 215H208ZM242 213H244V215H243ZM258 213H259V214H258ZM166 214H167V215H166ZM176 214H177V215H179V214L183 215V216L186 218L187 223H189V224L186 225V223H184V224H179V223H177V222L175 221V217H174ZM191 214H192V215H191ZM134 215H135V216H134ZM181 215H180V216H181ZM190 215H191L192 217H191ZM213 215H214V216H213ZM250 215L253 216V217H252L253 219L250 217ZM255 215H256V217H254ZM258 215H260V216H258ZM116 216H117V218H119L120 220H121V219L123 220L124 218H125V219H124L123 222H122V220H121V221H118V219H116ZM123 216H124V217H123ZM128 216H129V217H128ZM151 216H150L149 218H151ZM153 216H152V218H153ZM157 216H159V218H158ZM161 216H163V218H164V217H166V218L163 219ZM194 216H195V217L197 216V218H194ZM200 216H202V217H200ZM206 216H207L208 218L205 219ZM217 216H218L219 218H217ZM257 216H258V217H257ZM104 217H105V218H104ZM131 217H132V219H133V222L135 221L134 223L131 221V220H132ZM155 217H154V218H155ZM168 217H171V218H168ZM189 217H190V218H189ZM215 217H216V218H215ZM249 217H250L251 219H249ZM136 218H137V219H136ZM160 218H162V219L160 220ZM192 218H193V220H192ZM198 218H199V220H202V218H203V220L205 219V222H206L207 219L210 220L209 223H208V222L206 223L207 226H208V225H210V226L212 225L213 227H215L216 230H217L216 233H218V234H220V235H217V234L215 235V228L213 229V228H210V227H206V225L204 224V222L202 221V222H203V223H202L201 221L198 220ZM224 218H225V217H224ZM229 218H230V219H229ZM247 218L250 220L249 222H248ZM129 219H130V220H129ZM165 219H168V221H170V219H171L170 224H169L167 221H165ZM196 219H197V220H196ZM216 219H218V220H216ZM237 219H238V220H237ZM244 219H246V220H244ZM260 219H261V220H260ZM127 220H128V221H127ZM155 220H156V219H155ZM172 220H173V221H172ZM191 220H192V221H191ZM195 220H196V221H199V224H200L201 226L203 225V227L205 226L204 228H206V229H203V230H201V231H198V232H196L195 234H194V233H190V235H191V234L193 235V237H191V236H190L188 233H186V232H189L188 227H190V226H189L190 224L195 223ZM208 220H207V221H208ZM219 220H220V221L222 220V221H221L222 224H221V222H220ZM229 220H230V221H229ZM242 220H243V221H242ZM130 221H131V222H130ZM193 221H194V222H193ZM217 221H218V224L216 223ZM233 221H234V222H233ZM246 221H247V222H246ZM102 222H104V223H102ZM166 222H167L168 225L166 224ZM190 222H192V223H190ZM210 222H211V223H210ZM219 222H220V224H219ZM238 222H240L239 225H238ZM175 223H176V224H175ZM215 223H216V224H215ZM223 223H224V224H223ZM235 223H237V224H235ZM165 224H166V225H165ZM213 224H214V225H213ZM226 224H228V226H227ZM244 224H245V225H244ZM246 224H247V225H246ZM164 225H165V226H164ZM176 225H177V227H176ZM217 225H218V226H217ZM221 225H222V226H221ZM225 225H226L227 227H226ZM241 225H242V226H241ZM256 225H257V226H256ZM162 226H163V227H162ZM170 226H171V228H172V227H173V228L171 229ZM186 226H187V228H186ZM212 226H211V227H212ZM237 226H238V227H239V226L243 227V228L240 227L242 230H241L240 228H239V230H237ZM255 226H256V227H255ZM129 227H130V228H131V227H132V228L134 227V228H133L134 230H133V229H130ZM178 227H179V229H178ZM180 227H183V228L180 229ZM184 227H185V228H184ZM217 227H218V228H217ZM219 227H220V228H219ZM224 227H225V228H224ZM230 227H233V228H230ZM109 228L111 229V231H110ZM120 228H121V229H120ZM124 228H125V229H124ZM128 228H129V229H128ZM175 228H176V231H177V230L179 231V233L183 231L184 233L188 234L187 236H188L189 238L186 236V234H185V236H184V234H182V233H180V234H181V235H180V234L176 233V231H172V230H175ZM222 228H223V229H222ZM235 228H236V229H235ZM251 228H254V230L252 229V231H251V230H250ZM256 228H257L258 231H260V232L263 231V232H262L261 234H260V232L258 233V231L256 230ZM118 229H119V230H118ZM123 229H124V230H123ZM127 229H128V230H127ZM185 229H186V230H185ZM211 229H212V231H213V234L211 233L210 236L208 235V238H209V239L207 240V238H202V236L204 237V236H205L204 234H205L206 232L208 233ZM220 229H221V231H220ZM122 230H123V231H122ZM181 230H182V231H181ZM208 230H209V231H208ZM228 230H229V231H228ZM230 230H231V231H230ZM234 230H235V231H234ZM246 230H248L249 233H246ZM117 231H118V232H117ZM124 231H125V232H124ZM126 231H127V233H126ZM130 231H132L133 233H132V232L130 233ZM178 231H177V232H178ZM203 231H206V232H203ZM250 231H251V233L253 232L252 235H251ZM256 231H257V232H256ZM123 232H124L125 236H123V235H124ZM172 232H173V233H172ZM201 232H202V233H201ZM210 232H211V231H210ZM210 232H209L208 234H210ZM232 232H239V234H241V235H240V238H241V239H242L243 236H245V235H247V236H245V237H244V238H245L244 241H243V239H242V242H241V239L239 238V234L236 233V235H234V236H235V237H234L233 235H231ZM240 232H241V233H240ZM129 233H130V234H133V235H128ZM200 233H201V234H200ZM228 233H229V236H227ZM245 233H246V234H245ZM255 233H256V234H255ZM122 234H123V235H122ZM224 234H225V236H223ZM233 234H235V233H233ZM117 235H118V236H117ZM121 235H122V236H121ZM175 235H176V237H175ZM177 235H178V236L180 235L181 237L184 236V237L186 238V240L184 239L185 242L183 241V239H182L180 236L177 237ZM182 235H183V236H182ZM195 235H196L197 237H196ZM212 235H214V236L211 237ZM253 235H254V236H253ZM106 236H107V237H106ZM108 236H109V238L111 237L110 240L108 239ZM114 236H117L116 238H118L119 240H120V238L122 237L121 240H122V239H123V240H122V241H119V242H121V244H122L121 246H122V247H123V245L125 246V241H126V240L129 241V240H132V239L134 240V239H135V238H133L132 236L136 237L139 241L137 240V244H136V241H135L136 239H135V240H134V241H135V245H134V246H133L134 241H133V243H129V244L126 242L127 247L129 248V249H126V247H125V248L123 247L124 250L126 249V253H127V251H129V253L126 254V253H124L125 251L123 252L122 247L120 246V243L118 242V240H116V238H114ZM130 236H131V237H130ZM232 236H233L234 238H233ZM236 236H238V238H237ZM249 236H253V237H249ZM119 237H120V238H119ZM123 237H126V238H123ZM161 237H162V238H161ZM190 237H191V240H190ZM205 237H207V236H205ZM216 237H217V238H216ZM218 237L221 238V239H219ZM223 237H224V238H223ZM227 237L231 240V243L229 242L230 240H228ZM230 237H232V238H230ZM246 237H247V238L249 237L248 240H249L250 238H252V239L248 241V240H246V239H247ZM263 237H264V236H263ZM131 238H132V239H131ZM166 238H167V239H166ZM169 238H171V239L173 238V241H175V242H177V243L180 242L179 244H182V242H183V244L180 245V248L177 247L178 244H176V243H175V244H173V243H169L171 246H170L169 244H168L169 246H168L167 244L164 245V243H163L164 240H165V242H167L168 240L170 241ZM179 238H181V240H180ZM187 238H188V240H187ZM113 239H114V240H113ZM124 239H126V240H124ZM159 239H160V241H159ZM177 239H178V240H177ZM224 239H226V240H224ZM233 239H234V240H233ZM253 239H254V240H253ZM142 240L144 241V239H142ZM161 240H162V241H161ZM198 240H199V241H198ZM206 240H207V241H206ZM209 240L211 241V243H210ZM213 240H214V241H213ZM236 240H237V241H236ZM245 240H246V241H245ZM257 240H258V242H257ZM114 241H115V243H116V241H117V244H118V245H117V244L114 245V244H113ZM143 241H141V242H143ZM193 241H195V242L197 241V242H198V245H197L195 242H193ZM250 241H251V242H250ZM129 242H130V241H129ZM141 242H140V244H142ZM156 242H157V244H156ZM158 242H159V243H158ZM192 242H193V243H192ZM208 242H209V244H208ZM236 242H237V243L240 242L241 244H240V243L237 244ZM244 242H245V243H244ZM246 242H247V243H246ZM252 242H253V244H252ZM259 242H261V243L259 244ZM143 243H145V242H143ZM148 243H147V244H148ZM151 243H152V244H151ZM213 243H214L216 246H214V247H210L211 245H213ZM227 243H230L232 246H234V247L236 248V252H239L240 248L243 249V250L240 251V253L243 252V255H242V254H238V257L241 258V259H240V258L238 259V260H240V261L237 262V260H235V258H238V257H236L237 254H236L235 252H234V253H235V254H234L233 251H231V248L229 247V246H231V245L228 244V246H227ZM232 243H233V244H232ZM234 243H235V245H234ZM256 243H257V244H256ZM130 244H131V246H132V249L129 247ZM158 244H160L159 247H161V249H162V247H163L162 244H163L165 247L167 246V248L163 247V250H164L165 252H164V251H161V249L159 248V251H157V252L155 253L154 256L151 255V254H154V251L158 250ZM244 244H245V245H244ZM247 244H248V245H247ZM254 244H255V245H254ZM258 244H259V245H258ZM108 245H104V247L101 248V249H102V253H104V254H110V250H109V249H108L109 251H108L107 249L105 250V247L107 248ZM128 245H129V246H128ZM152 245H153V246H152ZM154 245H155V246L157 245V246L155 247V248H157L156 250H155V248H154ZM200 245H202V246H200ZM218 245H219V247H217ZM220 245H221V246H220ZM223 245H224V247H223ZM239 245H240V247H238ZM241 245H242V246H241ZM243 245H244V246H243ZM100 246L102 247L103 244H102V245L100 244ZM137 246H138V247H137ZM137 246H136V247H137L136 249H138V248L142 249L141 247H139V244H138ZM140 246H141V245H140ZM175 246H176L177 248H175ZM184 246H185V247H184ZM197 246H198V247H197ZM225 246H226V248H229V249H226ZM236 246H237L238 248H237ZM248 246H249V247L251 246L250 249H252V247H255L256 250H255V248H254L255 251H253V252H252L253 249H252V250H244V248H246V249L248 248V249H249ZM117 247H118L119 249H118ZM144 247H145V248H144ZM150 247H151V248H154V250L152 249L153 253H150V252H152V251H150V250H151ZM168 247H169V248H168ZM171 247H172V249H170ZM173 247H174V249L176 250V252L173 251V250H174ZM183 247H184V248H183ZM215 247H216V248H215ZM221 247H222V248H221ZM234 247H232V249H233ZM243 247H244V248H243ZM188 248H190V249H188ZM193 248H194V249H193ZM210 248H211V249H212V248H214V249H219V248H220L219 250H217V251H219V252H218L219 254H218L217 252H215L214 249L211 250ZM223 248H224V249H223ZM117 249H118V251H117ZM134 249H135V248H134ZM169 249H170V251H167V250H169ZM179 249H180V250H179ZM192 249H193V250H192ZM204 249H207V250L204 251ZM208 249H210V250H208ZM257 249H262V250H259V252H258ZM130 250H131L132 252H131ZM138 250H139V249H138ZM146 250H147L148 252H146V254H145V251H146ZM177 250H178V251H177ZM186 250H187V251H186ZM198 250H199V251H198ZM222 250H223V251H222ZM107 251H108V252H107ZM112 251H113V252H112ZM116 251H117L118 254L116 253ZM142 251H144L143 253L145 254V257H147V259H146L145 261H143L145 257L143 256L144 254L142 253ZM200 251H202V252H200ZM210 251H214L218 256H220V257L222 256V257L220 258V257H217V255H216L217 260L215 261V259H216V257H214L215 254H213L214 252H211L212 254L209 253ZM256 251L258 252V255H259V256L257 255ZM261 251H262V252H261ZM133 252H135L134 254L136 255V257H134V256H135L134 254H130V253H133ZM179 252H180V253H179ZM205 252H206V253H209L210 256L207 254V255H208V257H207V255H206ZM221 252H222V253H221ZM230 252H231L232 254H231ZM254 252H255V254H254ZM122 253H124V254H122ZM172 253H174V254H172ZM182 253H183V254H182ZM203 253L206 255V257L203 256V255H204ZM220 253H221L222 255H220ZM251 253H253V254H251ZM263 253H264V252H263ZM263 253H262V254H263ZM125 254H126V255H125ZM129 254H130V255H129ZM140 254H143V255H140ZM149 254H150V255H149ZM198 254H203V255H202V257H201V255L199 256ZM233 254L235 255V257L233 258L234 261H233V259H230V258H232V257L234 256ZM248 254H250L249 257H248ZM146 255H147V256H146ZM148 255H149V257H148ZM157 255H158V256H157ZM211 255H212V256H211ZM127 256H128V258H129V256H132V259H133L132 262L130 261V262L128 263V262H127V261H128L127 259H126V261H124V260H125L124 258H127ZM180 256H181V257H180ZM190 256H192V258H193L194 261H193V260L190 261V259H189V258H191ZM246 256H247V258H246ZM257 256H258L259 258H258ZM261 256H262V255H261ZM133 257H134V258H133ZM212 257H214L215 259L212 258ZM223 257H225L226 259H225V258L223 259ZM228 257H229V258H228ZM243 257H244V258H243ZM263 257H264V254H263ZM130 258H131V257H130ZM130 258H129V260H131ZM184 258H185V259H184ZM187 258H188V259H187ZM192 258H191V259H192ZM194 258H195L196 260H195ZM248 258H249V259H248ZM150 259H151L152 262H150ZM229 259L231 260V262H230V261L228 262ZM246 259H247V260H246ZM120 260H121V261H120ZM186 260H188V261H186ZM201 260H202V261H201ZM207 260H208V261H207ZM133 261H134V262H133ZM183 261H184V262H183ZM235 261H236V263H235ZM119 262H118V263H119ZM124 262H126V263H124ZM141 262H142V263H141ZM147 262H146L145 264H147ZM169 262H170V263H169ZM220 262H221V263H220ZM144 263H143V264H144ZM149 263H148V264H149Z\"/></svg>","mask_w":264,"mask_h":264}]
</instances>
